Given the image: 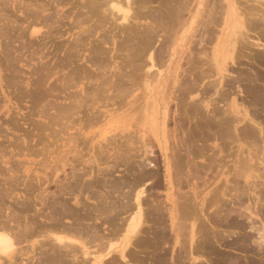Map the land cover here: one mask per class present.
Instances as JSON below:
<instances>
[{
	"label": "rangeland",
	"instance_id": "374dc122",
	"mask_svg": "<svg viewBox=\"0 0 264 264\" xmlns=\"http://www.w3.org/2000/svg\"><path fill=\"white\" fill-rule=\"evenodd\" d=\"M2 1V0H1ZM1 1H0V14L1 13H3V15H1V16H6V14H10L9 16L10 17H12L13 16V14H14V17H13V19L12 18H10V17H8V15L6 16V18H7V21L8 22H10V20H11V22L12 21H15V20H17L18 21V23H19V20L22 18V17H26L25 18V21H24V18H23V21L22 22H20L19 23V26H21V27H19L18 25H16L17 23H7V21H6V19L5 18H3V17H1L0 16V19H2V21L0 20V29L2 30H0L2 33H3V29L5 30V29H7L6 30V33L9 31V30H11L12 28H13V26H14V24H15V26H17V27H19V28H22V25H24V26H28L27 25V22H26V20L28 21V23H31L32 21H30V18L32 19L33 17H31L29 14L31 13V14H33L34 13V11L36 10V8L39 6H41V4L43 5L45 2H47V3H49V1L52 3H50V5L49 6H51L50 7V9H49V6H48V4H46V8H37V12L36 13H34L33 15H34V17L36 16V14H38V9H40V11L41 10H45V11H43L44 12V14H42V16L40 17L39 15H38V17H40L41 19H49L48 21L47 20H45V22L46 23H43L42 22V20L40 19V18H38V17H36L38 20H39V23H40V21H41V24H39L38 23V20H37V22H35L34 21V23H31L30 24V26L31 27H33V26H36V28H38V29H40V30H42L41 31V33H39L38 34V36H40V37H37V36H35V37H30V26L28 27L29 29H27V33L24 31L26 28H24V29H22V32L20 31V30H18V29H16L17 27H14V29L13 30H15L16 29V31L17 32H21V34H16L17 35V38L16 37H12V36H15V33H17V32H15V31H9L8 33H10V32H12V33H10V34H8L7 36H9V37H7V41L9 40V38L10 37H12L11 39H10V42L11 41H13V44H11V45H16L17 46V44L19 43V41H16V42H14L15 41V39H17V40H19L20 39V36L22 37V34H24L23 32H25L26 33V35L24 34V36L21 38V39H23V43H28V44H25V45H20L21 44V42H22V40H21V42H20V44H18V46H17V48L15 47V49L17 50L18 49V51H19V53H18V51L17 52H14V50L15 49H13L14 47L13 46H11L10 45V43H9V45L11 46L10 48H8V47H5V43H3L4 42V39H0V41H2V43L0 42V45H1V48L2 47H4V48H2V49H8L9 51H7L6 50V52H4V50H1V53H2V56H0V58L1 57H3V56H5L4 58H2V59H5L4 61L1 59L0 60V70H3L4 68V70L3 71H0L1 72V76H2V79H3V90H4V92L5 91H7V93H6V95L7 96H9L10 98H11V102H13L12 104L13 105H11V111L6 115V116H4V117H1L0 118V127L1 126H3L2 128H3V130H4V128H5V130H8L7 132H8V134H7V132L6 131H3L2 129L0 130L1 132H0V146L2 145V147H0V150H1V152H2V149L6 146V145H8V143H9V145L7 146V147H5L4 149H6V151H8L9 153H10V155H9V153L8 152H5L6 154H3V153H1L0 152V157H2V158H0V167H1V169L3 168L4 170L7 168L8 169V167L10 168V167H12V165L14 166V169L17 167L18 168V163L19 164H24V165H22V167H21V170H20V167L18 168V169H16V170H19L20 171V175L18 176V174H17V176L20 178V180L21 181H23V182H21L20 180H19V178L17 179V177H16V179H17V181H19V183H18V185H19V187L18 186H16L17 184L15 183L14 185H13V183H14V176L13 177H11L10 175L13 173V171H12V169H13V167L11 168V169H9V170H5V172L4 173H8L9 174V177H11L12 179H11V183H10V178L8 177V174H7V176H6V174H4L2 171H1V173H3V175L2 176H0L1 178H3L4 177V179L5 178H7L6 180H3V179H0V188H3L2 189V191L0 192V206L2 207H0V209H2V211H0L1 213H3L2 215L4 216V217H6L7 216V214H9L10 216H12L11 214L14 212V217H16L19 213V217L17 218V220H18V223H20V222H22L21 220H23V222L22 223H20V225H22L23 223H25V225H26V223H27V221L29 222V223H27L28 225H31L30 223L32 222V226H33V229H36V230H38V227H39V222H41L42 220L44 221V219L47 217V218H49V213H45L44 212V210H50V208L52 209V207H54L55 205H58L59 204V201L60 202H62L64 199H67V203H68V206L70 205H74V207H77V206H82V205H75V194H79V193H77L78 191H75V190H73V191H71L70 193H68L69 192V190H70V188H71V184H70V182H72V188L74 189V187H75V184H83L84 182H85V180L88 182V184L85 182L83 185H85V184H87L88 186V188H91L92 186L94 187H92V191L93 192H91V189H87V187H85L84 186V191H85V193L86 194H88V195H90L91 196V194H92V196H91V200H88V199H86L87 197L86 196H88V195H86L85 193H83L82 195H80V199H81V196L83 197L82 199H81V202H82V200H83V202L85 203H87L89 206H91V207H89L88 205H85L83 202H82V204H83V207H80V208H77V210H80L81 208H83V209H81L82 211L81 212H85V210L84 209H86L87 211H88V208H89V210H90V208L92 209L94 206H95V203L97 202V199H99V198H101L102 200H105V201H107V202H109L110 200L111 201H113V193H112V186H113V177H111L112 175H118V176H120V174L121 173H123L124 172V166L122 165L120 168H119V171H112L114 168H113V166H109V165H113L114 163H113V157H114V152H116V150L114 151L113 150V147L115 148V146H116V148L118 147L117 146V144H119L120 142H121V139L123 138L124 139V137L126 138H128L129 137V141H130V147H129V150L131 151V153H129V154H131V157L129 158V164H130V166L131 165H133L134 164V166H133V168H134V171L136 170L135 169V167L137 168L138 167V165H143V166H146L145 168H148V170H153V171H155L154 173L156 174V172H158V174L157 175H153V178L151 177V178H149V176H148V178H146L145 180L147 181V179H148V181L146 182L144 179H142V180H144V181H142V182H146V183H148L147 185H146V183L145 184H143L142 182L140 183L139 181L140 180H138L139 179V177H137V176H140V174H139V171L138 170H136L135 172H137L139 175H136V173L134 172V174L136 175V178H132V179H134V184H135V189L136 188H138V186L137 185H139V184H142L144 187H145V189L147 190V192H145L144 193V195L142 196L144 199H145V195H147L146 196V199L144 200V201H146L147 200V202L146 203H148L147 205H149V207H148V216H151V214L153 215V216H151L150 217V221L147 223L148 225L146 226V228L144 227V231H143V233L141 234V236H140V238H141V240H145V241H154V242H156V241H158L157 239H159L158 237H156L157 235L160 237V236H162V235H159V234H162L163 232H159L162 228H163V225H162V219L159 221V215L161 216V218H163V214H164V216H166L165 217V220H166V222L169 224H166L167 225V228H166V234H168V236L167 237H169V238H166V239H169L170 241H166V239L164 240V238H163V240H164V242H159V244H158V242H157V245L155 246V243L153 244V246L155 247V248H153V246L150 244V243H147V247H141V248H139V247H137V249L136 248H134V249H132V251H134L135 250V252H133V257L135 256V254H136V256L133 258V259H136V260H133V259H131V261H129V263H128V261H121V259H119V261L122 263V264H253V260L254 261H259L260 260V258H261V256H262V254H261V256L259 255V252H257V251H253V252H250V251H247V244L245 245H243L241 242L239 243V244H233L232 242L237 238V236H241V234H245L246 233V231H244V230H242L241 228L240 229H238V227H235V225H233L231 222H229V221H227L226 222V218H228V217H226V214H228V211H236L237 212V210L236 209H240L239 211H243L244 209H243V207H244V205H243V207L241 208L240 207V204H239V202L238 201H236L237 200V198L234 196V194L236 193L235 191H233V186H228L230 183V185H233V184H235V183H232L233 181H235L236 179L238 180V179H240V180H238V181H240V184L242 185V188L244 187V182H245V180H242V179H244V178H242V177H240V178H233L234 180H232V179H230L229 180V178L230 177H235L236 176V173H237V165H238V168H239V165H240V168H241V163L239 164V163H237L238 162V160H240V162H242V160H241V158H245V157H248V153H249V151L251 150V149H253V148H255L254 150H251V151H253V154H254V152H256V150H260V152H259V150L257 151V152H259L258 154H260V156L262 155V153H263V150H264V132L263 133H260L258 130H257V128H256V126H253V125H251V124H253V123H251L250 121H249V123H251V124H249L247 121V119H245L244 121H241L240 123H239V125L237 126V127H235L233 124H235L234 122H233V120H235L234 118H236L235 116L237 115L236 113H233L232 112V109L230 108V109H228L227 108V103H229L230 105L229 106H231L233 103H232V100H233V98L234 97H236V106L238 105V107H239V109L240 110H242L243 108V110H246L247 112H248V116L249 117H252V116H254L253 118L255 119V114H253L254 112H256V113H259V116H261V115H263L264 116V105L262 106H259V104H258V106L256 105L255 106V104H252V101H250L251 102V104H250V102H249V100L251 99V95H249L250 93L248 92V90H247V88H248V86L249 85H254V83H255V85L254 86H256V88H258L259 90H261L262 91V93L264 94V83H263V81L261 80V79H258V78H260L259 77V75L260 74H263L264 73V65H260V64H263V63H260L259 61H258V63H255V62H257V60L254 58L255 56V54H254V51L256 50L257 51V49H258V47H254V46H252V47H250V46H247L249 49H247V50H245L244 52H243V50H242V52H243V55H242V53H241V51L239 52V56H240V54H241V56H240V58H238V59H240V60H237V63H235V64H233V63H229V66H228V69H229V74H230V77L232 76V78H235L237 75H240L239 73H242V72H240V71H243V74H241V75H245L244 76V80L242 79L243 78V76H241L240 75V78H241V80H243V81H239V83L238 84H236V83H234V82H232V84L230 85V84H228L227 83V81L229 80V78H227L226 77V79H225V81H224V83H223V86H224V84H226L225 85V89H224V91H229V92H232L233 90L231 89V87L232 88H234V90H235V87H236V90H235V92L233 91L232 93H229V97L227 96L226 97V100L224 99L222 102H220V104H219V110H220V112L219 113H217L216 114V116L218 115V116H220V117H218V118H216V125L214 124V123H212L211 121H209L210 119V115L211 114H207V109H205L203 106H205V104L203 105V103H201L202 101H203V99L204 100H209V96H210V94H208V93H206L207 91V89H205L206 87H207V85L208 84H210V81H209V79L211 80V82H212V79L213 78H210L208 75V77L206 76V72H208L207 70H208V68H207V65H208V67H209V64H210V62H205V60H208L209 59V57H207L206 56V58H208V59H205V55L204 54H208V56H210L209 54H211V47H209V46H211V44H210V32H208V29L206 30V28H205V26H203L204 24H203V22H201L199 19H201L202 20V15H200V17H199V21L201 22V26H203L205 29L204 30H206L207 31V34L205 33L206 31H204L202 28H201V26H197V25H200V23H198L197 22V24L195 25V27H196V30H195V28H194V34L195 35H193L192 36V33H190L188 36H187V38L185 39V41L183 42V46L180 48V50H179V53H178V55L176 56V59H175V61H174V66L175 67H178L177 69L179 70L178 72H180L181 70V73H179V74H182V75H184V74H186V75H184V78L186 77L187 78V80L189 81V83H188V81L187 80H184V78H183V76H182V80L180 79V75H178V73H177V76H176V82H175V80L173 79V77L171 76H167V75H165V77H164V80H165V84H164V86H165V91H166V93L168 94V95H166V101L169 103V108H168V110H170V112L169 111H167V116H166V118H165V108H164V105H160L158 108V111H159V115H158V122H159V126L160 127H162L163 126V123H164V121L163 120H165L167 123H166V130H168L169 129V131H167V133L169 134V144H171L170 145V147L172 146V149H174V150H172V152L174 151L175 153H176V155H177V157L179 156V158H181V157H188L189 155L188 154H186V152L189 150L190 152L192 151L194 154H190V156L189 157H193L194 156V158L191 160L189 157V160H188V158H187V160H188V162L187 161H185L184 162V159H183V161L181 160V159H179V158H177L176 156V159L175 160H178L179 161V166H181V171L176 167V166H172V172H173V175H172V177L174 178V177H177V175L176 174H179L180 172H181V174H179L178 175V177L177 178H175V179H173V187H172V189H170L169 188V185L167 184V182H166V178H165V167L164 166H162L163 165V156H162V153H161V150L159 149V146H157V143H156V141L153 139V143H150V140L148 141V139H149V137L146 139L145 137V140H144V142H148V144H147V152H148V154L146 155V158L147 159H145V149H144V145H143V143H142V141H143V139H142V137H141V130L139 131V129H138V131H136L137 133H135V132H132V130L134 131V129L136 130V128H138V127H136V126H139V128L141 127V122L139 123V121H137L136 119L138 118V117H136V118H134V116L132 117V115H126L125 113L127 112V109L125 110V108H128V110H130V107L128 106V105H126V104H128V102H131V107H132V103H133V100H134V97L135 96H137V92H138V90L136 89L135 91H132V89L134 90V88H136L135 86H133V84H129L130 86H132V89H131V91L133 92V95H129V96H127L126 98H123V99H128L127 101L128 102H126V100H123L122 99V103L125 101V106H124V108H123V104H121L118 100H116V98L114 99V96H115V94H114V86H113V80H115L114 78H113V72H115V71H113V68H114V66H115V64H118V65H121L122 67V69L124 68V70H126L128 73H129V75H130V78L131 79H136L135 80V84L137 85L138 83H136V82H139L140 80H141V78H139V77H141V76H139V74L138 73H141V72H144L146 69H143L142 70V68L141 69H138V71L139 72H137V71H135V70H137V68H138V65L136 66V65H134V64H139L138 63V61H141L142 59H143V57L141 58V59H139L138 60V58H135L134 59V61H136V60H138L137 61V63L135 62L134 63V61H131V63H130V65L128 64L127 66H123V65H125L124 64V57H125V55L124 54H121V55H117L116 53H115V51H114V49H113V45H114V43H116V45H118L119 44V42H120V48H121V45H122V43H123V41H125L126 39H127V37H128V35L126 36V34L128 33L129 34V39H131V36H132V34H133V36H132V39H133V37L135 36L136 38L135 39H138V41H140V39H139V37H138V35L139 34H144V35H146V36H148L147 34L150 32V34H151V31L150 30H147L148 28L149 29H153V26L155 27L156 26V21H154L153 19L155 18L154 16H153V14L155 13V11L157 12V13H159L158 11L160 10V9H158L157 10V8L163 3V0H138L139 2H137L136 0H134V2L136 1V3H134V7L136 6V4H138V9L137 8H135V9H137L138 11H140V14H139V12H137V13H135V15H137V19H136V22H138V23H141L140 25L138 24V27L137 26H135V24H136V22H132L131 21V24H130V27H131V29H130V27H126V28H123V26H124V23L125 22H123V24L121 23V19H118V21H114V19H116V17H118L117 16V13L114 15V12H113V15H112V11H110L111 9H109L110 8V6H109V8H108V6L106 7V9H107V11L106 12H101V16L99 17V18H101V17H103V18H101V19H103V21H100V19L99 18H95V15L92 17L91 16V14H90V16H89V8L86 6V5H84L83 3L81 4V0H75L76 1V3L75 4H73L75 1L74 0H49V1H47V0H44L43 1V3H39L38 1H42V0H37V1H35V0H33V1H35V2H38V4H40V5H38L37 6V3H32L33 1H29V0H23V1H28V5L29 4H31L32 3V5L31 6H28L27 5V3H25V2H23L24 4H22V5H24L25 7H23V6H21L20 7V9L23 11L25 8H27L28 10L30 9V7L32 8V7H36V8H32L31 9V12L29 13V11H26V12H28V13H25V11L24 12H22L21 11V13H20V9L18 8V5H16L17 4V1H15V3L14 2H12V1H10V0H8V1H10V2H12V4H11V6H10V2H7V1H5L6 3H9V5L7 4L6 5V3L5 2H2L1 3ZM77 1H79V2H77ZM142 1V2H141ZM155 1V2H154ZM194 0H192V2L190 1L189 2V4L190 5H188L189 7V9H191V5L193 6L194 5V8H192V12H194L195 11V9L197 8V4H196V0H195V2H193ZM208 1V0H207ZM205 2V0H204V4L206 3V4H208V5H204L203 4V11H202V13H204L205 14V12H206V14H205V19H203V20H206L207 18L206 17H208V16H206V15H208L207 14V11H208V7H212V3L211 4H209L210 2H212V0H210V2L208 3V2ZM242 1V2H241ZM241 1H238V4L240 5V7H243V3H244V1H246L245 2V4L246 3H248V4H251V3H253L254 2V0H252V1H248V0H241ZM30 2V3H29ZM54 2V3H53ZM60 2H62V3H60ZM65 2H67V4H65ZM72 2V3H71ZM140 2L142 3V4H140ZM242 4H241V3ZM251 2V3H250ZM57 3H58V5H59V3H60V5L59 6H57V7H59V9L56 7V5H57ZM78 3V4H77ZM195 3V4H194ZM2 4H3V6H2ZM18 4L19 5H21L19 2H18ZM27 6H26V5ZM44 4V5H45ZM54 4V5H53ZM63 4H65V5H63ZM68 4H71V5H68ZM142 6V7H140V5ZM222 4V3H221ZM247 4V5H248ZM13 5H14V7H13ZM16 5V6H15ZM36 5V6H35ZM72 5H75V7H73ZM81 5V7H83L82 8V10H81V7H80V10H81V12L80 11H78L77 10V8H78V6H80ZM48 6V7H47ZM162 6V5H161ZM160 6V7H161ZM244 6H246V5H244ZM1 7H3V9L1 8ZM6 7H8V8H6ZM12 7V8H11ZM18 8V10H17V12H16V8ZM22 7H23V9H22ZM43 7V6H42ZM45 7V6H44ZM73 7V8H72ZM85 7V8H84ZM137 7V6H136ZM159 7V8H160ZM206 7V8H205ZM88 8V9H87ZM5 9V10H4ZM6 9H8V10H6ZM26 9V10H27ZM46 9H47V11L50 13V15L48 14V13H45V12H47L46 11ZM88 11H87V10ZM206 9H207V11H206ZM54 10H56V11H54ZM60 11V14L57 12V11ZM149 10V11H148ZM152 10H154V12H153V14H152V12L151 11ZM161 10H162V7H161ZM204 10H205V12H204ZM241 10V9H240ZM7 11V12H6ZM9 11H10V13H9ZM13 11H14V13H13ZM84 11H86V14H88V16L86 15V19H85V17L84 16H80L82 13H85ZM136 11V10H135ZM143 12V14H141L142 12ZM145 11H148L149 13V15L150 16H148L146 13L147 12H145ZM209 11H210V9H209ZM42 12V11H41ZM42 12V13H43ZM51 12H55V17L53 16L54 15V13H53V15L51 14ZM61 12L62 13H64V14H62L61 15ZM150 12H151V14H152V16L154 17L153 19H151L152 18V16H151V14H150ZM25 13V15H22V14H24ZM40 13V12H39ZM107 13H109L108 14V16H105V14H107ZM157 13H155L156 15V18L159 16V14L157 15ZM201 13V14H202ZM41 14V13H40ZM45 14H46V16H45ZM48 14V15H47ZM145 14H146V16H145ZM204 14H203V16H204ZM32 15V16H33ZM45 17H44V16ZM51 15L54 17V20H53V18L51 17ZM60 15V16H59ZM64 15V16H63ZM82 15H84V14H82ZM97 15V14H96ZM98 15H99V13H98ZM98 15L96 16V17H98ZM119 15V14H118ZM188 15H190V13L189 14H186L185 15V17H189ZM18 16H20L19 18L20 19H17L16 17H18ZM48 16V17H47ZM49 16L52 18H49ZM62 16V17H61ZM148 16V17H147ZM28 17H30L29 19H28ZM42 17H44V18H42ZM47 17V18H46ZM64 17V18H63ZM68 17V18H67ZM108 17V18H107ZM151 17V18H150ZM14 18H16L15 20H14ZM59 18V19H58ZM63 18V19H62ZM79 18V19H78ZM84 19V21H83V19ZM138 18H140V22H139V19ZM147 18V19H146ZM152 21H154V22H152V23H154V24H151V22H148V20L149 19ZM204 18V17H203ZM5 19V20H4ZM9 19V20H8ZM51 19V20H50ZM58 19V20H57ZM146 20V21H144V20ZM22 20V19H21ZM20 20V21H21ZM57 20V21H56ZM77 22H79L80 20H82V23H81V25L80 24H76V21ZM149 20V21H150ZM6 21V22H5ZM17 21H15V22H17ZM51 21V22H50ZM60 21V22H59ZM1 22H4L5 24H3V23H1ZM52 22H54V23H52ZM73 22H75V24L73 23ZM114 22H116V24H114ZM205 22V25H206V22L207 21H204ZM6 23L9 25H6ZM23 23V24H22ZM36 23V24H35ZM38 23V24H37ZM47 23L49 24V27H48V25H47ZM50 23H52L53 25H50ZM60 23V24H59ZM62 23V24H61ZM120 23H121V25L122 26H118V25H120ZM135 23V24H134ZM13 24V25H12ZM22 24V25H21ZM45 24L47 25L45 28H44V26H45ZM75 26H74V25ZM126 24V23H125ZM136 24V25H137ZM147 24H150L149 26H147ZM7 26V28H6V26ZM10 25H12V26H10ZM38 25V26H37ZM62 25V26H61ZM80 25V26H79ZM114 25H116V26H114ZM132 25V26H131ZM1 26H3V29H2V27ZM75 28H74V27ZM145 26H147L148 28L146 29V27ZM12 27V28H11ZM60 27V28H59ZM72 28V30H71V28ZM81 27H82V29H81ZM92 28L93 29V31L95 32H92V29H90V28ZM116 27V28H115ZM213 27H217L218 28V25H216V26H213ZM212 27V28H213ZM83 28L85 29V30H83ZM86 28H88L87 30H86ZM143 28L145 29V30H143ZM9 29V30H8ZM44 29V30H43ZM81 29V30H80ZM122 29H126L125 31H123ZM216 29V28H215ZM214 29V30H215ZM83 30V31H82ZM90 30V32H88ZM141 30L143 31V32H141ZM147 30V31H146ZM216 30H218V29H216ZM43 31H49V33L50 34H48L47 35V33H44ZM52 31V32H51ZM82 31V32H81ZM85 31V32H84ZM88 33H87V32ZM173 32H174V30H172ZM5 32V31H4ZM13 32H15V33H13ZM43 32V33H42ZM81 32V33H80ZM94 34H92V33ZM127 32V33H126ZM129 32H132L131 34L129 33ZM139 32H141V33H139ZM216 32H218V31H216ZM6 33H5V35H6ZM74 33V34H73ZM90 33V34H89ZM169 33V35L170 34H172V36H173V33L171 32V31H169L168 32ZM43 34V35H42ZM88 35V36H86V35ZM92 34V35H91ZM149 34V35H150ZM156 34H158L159 36H160V33H156ZM155 34V35H156ZM209 34V35H208ZM2 35L3 36H5L4 35V33L3 34H1L0 36V38H3L2 37ZM18 35H19V37H18ZM46 35H47V37H46ZM82 35V36H81ZM83 35H85V36H83ZM154 35V38L155 39H157L156 41H155V46L153 45V48H152V50L154 51V52H156L155 54H156V60L158 61L159 60V58H161V60H164L165 58H163V57H168L167 59H165L166 60V62H165V65H166V67H167V64L169 63V56H168V53H167V50H168V48L166 47V51L165 52H163L162 50L165 48H160V50L162 51V53H165V54H163V55H165V56H163L162 54H161V51L158 49L159 48V46L160 45H158V44H160L161 43V47H162V43H163V45L165 46L168 42V40H169V38L171 37V39H172V36H169L168 34V38H163V37H166V36H164V34H163V37H162V34H161V36H160V38H159V36L158 35H156L155 36ZM166 35V34H165ZM208 35V36H207ZM256 35V33L254 32V31H251L250 33H249V45H251L250 43H252V42H258L257 41V36H255ZM26 36V37H25ZM28 36V37H27ZM42 36H44V37H42ZM77 36H79L78 38V40H76L77 38ZM81 36V37H80ZM126 38H125V37ZM157 36H158V38H157ZM205 36L206 37H208L209 38V40L207 41H205ZM83 37V38H82ZM192 39H191V38ZM27 38V39H26ZM31 38H33V42H34V44H37V45H34V44H32L31 43V41H30V39ZM40 38L42 39V40H40ZM43 38H44V40H43ZM80 38H82V39H80ZM123 38H125V40H123ZM163 38V40L164 39H166L165 41H163V42H159L160 40L159 39H162ZM190 38V39H189ZM26 39V40H25ZM34 39H36V40H34ZM39 39V40H38ZM188 39H189V42H188ZM203 39H204V41H203ZM5 40V42H7ZM27 40H29L30 41V43L32 44L31 46L29 45V41H27ZM114 40V41H113ZM121 40H123L122 42H121ZM134 40V39H133ZM24 41H27V42H24ZM39 41V42H38ZM77 41H80V42H78L77 43ZM136 41V40H135ZM132 42V43H134V45H135V43L136 42ZM162 41V40H161ZM171 41V40H170ZM252 41V42H251ZM9 42V41H8ZM36 42V43H35ZM38 42V43H37ZM156 42H158V43H156ZM165 42H167L166 44H165ZM209 44H208V43ZM12 43V42H11ZM15 43V44H14ZM17 43V44H16ZM130 43V42H129ZM170 43V42H169ZM168 43V44H169ZM186 43H188V45H186ZM203 43V45H201ZM2 44H4V45H2ZM40 44V45H39ZM168 44H167V46H168ZM205 44H207V45H205ZM26 45H29V46H26ZM134 45H133V47H134ZM23 46V48H24V46H25V49H27V47L28 48H31L32 46V48L31 49H29L30 50V56L32 57V58H37V59H31V57L29 56V54L27 53V52H29L28 50H24L23 48V50L21 49H19V48H21ZM43 46H45L43 49H42V47ZM132 46V44L130 45V48H132L131 47ZM187 47V48H185V47ZM190 46V47H189ZM203 46V47H202ZM118 47V48H119ZM156 47V48H155ZM189 47V48H188ZM40 48H41V50H40ZM203 48V49H202ZM206 48H207V52H206ZM208 48H210L209 50H208ZM13 49V51H11V50ZM47 49V50H46ZM201 49L202 50H204V52H201ZM243 49H245V48H243ZM31 50H33V51H35V54H34V52L33 51H31ZM39 51V52H37V51ZM43 50V51H42ZM132 50V49H131ZM134 50V49H133ZM156 50H158V51H156ZM184 50H185V53H183L184 52ZM259 50V49H258ZM14 52V53H11V52ZM20 51H23L22 52V54H24V52H25V54H26V57L24 56V55H20L21 54V52ZM45 51V52H44ZM47 51V52H46ZM160 51V52H159ZM6 54L7 52H9L8 54H4V53ZM37 52V53H36ZM73 52V53H72ZM157 52H159V58L157 59V57H158V54H157ZM208 52H210V53H208ZM250 52H251V54H253V58H251L250 56H252V55H250ZM0 53V54H1ZM11 53V56L13 57V59L15 58V61H17L18 62V68H19V66L20 67H22V70H21V68H20V70L22 71H19L18 69H16L14 66H16V65H14L13 66V64H16L15 62H13V59H11V58H8V59H11L10 61L11 62H13V64L12 63H9V61H7V59H6V57H9V54ZM17 53V54H16ZM32 53H33V56H32ZM43 53L45 54L44 56H42L43 55ZM183 53V54H182ZM204 53V54H203ZM256 53V52H255ZM4 54V55H3ZM12 54H16V55H12ZM36 54H37V56H36ZM46 54H47V56H46ZM75 54V55H74ZM160 54L162 55V56H160ZM17 55L18 56H21L22 58L24 57V58H26V59H24L25 61H23V59L22 58H19V57H17ZM74 55V56H73ZM76 55H80L82 58H80V57H76ZM90 56V58H89V56ZM250 55V56H249ZM36 56V57H35ZM42 56V57H41ZM182 56V58L180 59V61H177V60H179V58ZM38 57H39V59H38ZM41 57V58H40ZM44 57V58H43ZM89 59H88V58ZM250 57V58H249ZM16 58H19V59H17L16 60ZM27 58H29L30 59V61L27 59ZM86 58H87V60H89V61H87L86 60ZM146 57H144V59H145ZM163 58V59H162ZM201 58V59H200ZM123 59V60H122ZM199 59L202 61V59L204 60V62H203V64H200V63H202L201 61L199 62ZM252 59H254V61L252 60ZM19 60V61H18ZM20 60H22V61H20ZM26 60H28L27 61V63H26ZM37 60V61H36ZM47 60V61H46ZM90 60H92L93 62H91V64H90ZM1 61H3V62H5V65H6V67H4L5 65H4V63L3 64H1L2 62ZM41 63H39V62ZM84 61H85V63H84ZM160 61V60H159ZM238 61H239V63H238ZM43 62H47V64H45V63H43ZM55 62V63H54ZM160 62H164V61H160ZM177 62H178V64H177ZM197 64H196V63ZM198 62H199V64H198ZM7 63H8V65H10V68L8 69L7 67H8V65H7ZM20 63V64H19ZM35 63H36V65H35ZM50 63V64H49ZM82 63H84V64H82ZM94 63V64H93ZM120 63V64H119ZM134 63V64H133ZM140 63H142V61L140 62ZM181 63V64H180ZM205 63V64H204ZM24 64H26L27 66H25ZM34 64V65H33ZM42 64H45L46 66H48L47 68H46V66H43ZM89 65V66H84V65ZM133 64V65H132ZM180 64V65H179ZM232 64V65H231ZM29 65V66H28ZM39 65V66H38ZM40 65H41V67L43 68V67H45V68H43L44 69V71L43 72H45L46 74L48 73V71H49V73H48V76H49V74H50V71L52 72V70H53V72L50 74V76H49V78L48 77H46L47 79V82H46V80H45V82L46 83H44L42 80H41V82H43L42 83V87H40V88H37V89H34V86H35V88H36V86L38 87L39 86V84H41L40 82H37V81H40V79H38L37 78V74H38V71L39 72H41V73H39V74H41L40 75V78H42L43 76L45 77L46 75H43V73H42V68L40 67ZM55 65V66H54ZM81 65H83V67L81 66ZM93 65H95V66H93ZM182 65V66H181ZM2 66V67H1ZM11 66H13V67H11ZM16 66V67H17ZM32 66V67H31ZM35 68H34V67ZM60 66V67H59ZM63 66V67H62ZM82 68H81V67ZM136 66V67H135ZM140 66V65H139ZM180 66V67H179ZM38 67V71H37V68ZM39 67H40V69H42V70H39ZM52 67V68H51ZM88 67H90L89 69H88ZM92 67V68H91ZM120 67V66H119ZM125 67H126V69H125ZM181 67H182V69H181ZM2 68V69H1ZM13 69V71H11V72H14L15 73V75H11L12 73H9V71H7V69L8 70H10V69ZM33 69L34 68V70H36L37 71V74L35 75V73L34 72H36V71H34V70H32L31 71V69ZM61 68V69H60ZM81 68V69H80ZM83 68H85L84 70H83ZM136 68V69H135ZM165 68V67H164ZM11 69V70H12ZM50 69V70H49ZM52 69V70H51ZM60 69V70H59ZM80 69V70H79ZM181 69V70H180ZM207 69V70H206ZM15 70L17 71H19V73H22V75L21 74H18V76L20 77H17L16 79H19V81H20V79L22 80H24V84L26 85V86H28L27 87V89H29V90H25L26 92L25 93H30V94H26L25 96H18V94L19 93H23L24 91V89L23 88H21V92H20V90H18L22 85V83H23V81L21 82L20 81V83H18L19 81L17 80L16 81V79H15V76H16V74L18 73V71H17V73L15 72ZM124 70H122V71H124ZM142 70V71H141ZM85 71V72H84ZM239 71V72H238ZM24 72V73H23ZM57 72V73H56ZM203 72H205V74L204 75H202V73ZM256 72V73H255ZM259 73V75H258V73ZM3 73L5 74V73H9L8 75H11L12 76V79L14 78L15 80H11V76L10 77H8V75L7 74H5L4 75V77L6 78V76H7V83L5 82V80H4V78H3ZM31 73V74H30ZM33 73V74H32ZM238 73V74H237ZM208 74H209V72H208ZM255 74V75H254ZM256 74L258 75L257 77H256ZM21 75V76H20ZM34 75V76H33ZM75 77H74V76ZM128 75V76H129ZM248 75H251L250 77L251 78H253L254 77V82H252V81H250V80H252L251 78H247V76ZM264 75V74H263ZM30 76V77H29ZM74 78H76V79H73L72 80V78L73 77ZM139 76V77H138ZM197 77L199 80H202V81H198L197 82V79L194 81V79H193V77ZM201 76H203V77H201ZM206 76V77H205ZM253 76V77H252ZM39 77V76H38ZM70 77V78H69ZM79 77H81V78H79ZM200 77L202 78V79H200ZM256 77V78H255ZM10 78V79H9ZM33 78V79H32ZM35 78L37 79V80H35ZM65 78H67V79H65ZM129 78V77H128ZM129 78V79H130ZM207 78H208V80H207ZM28 79V80H27ZM45 79V78H44ZM68 79L70 80V81H68ZM133 79V80H134ZM140 79V80H139ZM180 79V80H179ZM231 79V78H230ZM250 79V80H249ZM9 80H11V81H9ZM31 80H35L34 82L36 83V84H34V82L32 81L29 85L31 86H29V85H27V82L28 81H31ZM137 80H139V81H137ZM172 80V81H171ZM205 80H207V81H205ZM249 80V81H248ZM15 81V82H14ZM73 81V82H72ZM180 81H182L183 83H182V87H183V85H185L184 87H186V84H187V86L189 85H192L193 86V88H192V90L194 89V87L195 88H198V90L199 91H203V93L202 92H199V91H197L196 89H194V90H196V92L195 91H191V86L190 87H186L185 89H186V92L185 93H183L184 91H185V89H180L179 88V84H181V83H179ZM194 81V82H193ZM12 82V84L10 85V83ZM17 82V83H16ZM69 82V83H68ZM71 82V83H70ZM170 82H173L174 84H172V83H170ZM185 82H187V83H185ZM207 82H208V84H207ZM226 82V83H225ZM249 82V83H248ZM250 82H252V83H250ZM39 83V84H38ZM65 83H66V85H65ZM169 83V84H168ZM179 83V84H178ZM197 83H199V85L197 84ZM7 84H9V85H7ZM15 84V85H14ZM20 84L21 86H18V85ZM23 84V86L22 87H24L25 85ZM38 84V85H37ZM70 84V85H69ZM134 84V85H135ZM168 84V85H167ZM197 84V85H196ZM206 84V85H205ZM233 84H235L236 86H233ZM249 84V85H248ZM230 86V87H228V86ZM240 86L239 88L237 87V86ZM8 86H11V87H8ZM14 86H15V88H16V86H17V90H18V92L19 93H16L17 92V90L14 88ZM26 86H25V88H26ZM41 86V85H40ZM129 86V87H130ZM170 86V87H169ZM181 86V85H180ZM199 86V87H198ZM227 86V87H226ZM134 87V88H133ZM204 87V88H203ZM6 88V89H5ZM12 88V90H10ZM14 88V89H13ZM34 89V94H36V93H38V98L40 97L42 100H40L41 102L39 103L38 102V104H32V96L31 95H33V92L31 91L32 89ZM188 88H190V91L192 92V94L190 93V91L188 90L187 91V89ZM203 88V90H201ZM208 88V87H207ZM231 89L232 91H230L229 89ZM249 88H250V86H249ZM248 88V89H249ZM227 89V90H226ZM240 89V90H239ZM14 90H15V95L13 94V92H14ZM35 90H37L38 92H35ZM87 93V94H89V96L91 95L90 93H92L93 95L95 94V92H96V94L94 95V98L92 97V95L90 96V98H92L91 100L93 101V102H95V96H96V99H97V102L98 103H96L95 102V106H96V109H95V107H94V105L93 104H91L90 105V103L88 102V100H85V102L87 103V104H89V105H87L85 102H84V99H82L85 95V97H89L84 91ZM184 90V91H183ZM204 90L206 91V92H204ZM94 91V92H93ZM228 91H227V94H228ZM237 91V92H236ZM76 92V93H75ZM139 92H141V94H142V86H141V88L139 89ZM189 92V93H188ZM11 93V94H10ZM21 93V94H22ZM73 93H75L76 95H78V97L80 96L81 97V100H80V97H79V99H78V97L75 95V94H73ZM83 93H85L84 95H83V97H82V94ZM200 93H201V96L203 97V96H205V98H206V96H207V99H205V98H201V96H200ZM234 93V94H233ZM2 94V95H1ZM81 94V95H80ZM114 94V95H113ZM195 94H197V95H195ZM203 94V95H202ZM12 95V96H11ZM24 95V94H23ZM70 95H73V96H76L77 98H74L73 96H70ZM139 95V94H138ZM171 97H170V96ZM184 95V96H183ZM0 96L2 97H0V103H4L5 101H7L6 100V97H5V95H4V93H3V91H1L0 90ZM17 96L20 98V100H18L19 98H17ZM192 96V97H191ZM197 96V97H196ZM14 97H16V99L14 98ZM23 97H25L24 99H23ZM31 98V100H30V98ZM68 97H70L71 99H69ZM73 97V98H72ZM116 97V96H115ZM131 97L133 98L132 100H131ZM138 98H139V96H137ZM168 97V98H167ZM198 98V97H200V99H202V101L199 99V102H194L193 101V99L194 98ZM233 97V98H232ZM23 100H22V99ZM87 98H85V99H87ZM137 98V99H138ZM140 98H141V95H140ZM52 99V100H51ZM72 99H75V100H79V101H82V102H84L83 104H81L79 101H77L78 103H79V105H86V107H85V105L84 106H82L81 108H82V110H81V112H80V110L78 109V108H73V112H74V110H76L75 111V113L77 112V109L79 110L78 111V113H72L73 115H71L73 118H71V116H70V113H69V111H68V113L69 114H67L68 116H69V119L71 118L72 119V122L65 116V114L67 113V110L65 109V108H68V109H71L73 106L74 107H77V106H79L78 105V103L77 102H75V104L73 103V101H75V100H72ZM118 99V98H117ZM228 99H230V102H229V100ZM3 100V101H2ZM25 100V101H24ZM51 100V101H50ZM91 100H89V101H91ZM116 102V104L114 103V101ZM195 101H198V100H196V99H194ZM32 101V102H31ZM38 101H39V99H38ZM46 101H48V102H46ZM52 101H54V102H52ZM57 101V104L55 103ZM61 103H60V102ZM69 101H72V102H70V103H72V104H74L73 106L70 104V103H68ZM121 104V107L123 108V109H120L121 107H120V104L118 103V102ZM18 102H19V104L20 105H18ZM171 102V103H170ZM193 102V103H192ZM224 102H225V104H224ZM227 102V103H226ZM239 102V103H238ZM34 103V102H33ZM51 103H54V104H51ZM64 103H66V105H71L72 107H67ZM68 103V104H67ZM92 103V102H91ZM201 103V104H200ZM50 106H49V105ZM56 104V105H55ZM59 104V106H62V107H59V106H57ZM65 106H64V105ZM36 105V106H35ZM37 105H40L41 107H39V106H37ZM44 105H47V107L49 108H47V110L45 111H43V108L45 109V107L46 106H44ZM69 105V106H70ZM75 105H77V106H75ZM21 106V107H20ZM35 108H34V107ZM43 106V107H42ZM53 106L55 107V106H57V107H59V108H64V110H66V112H64V114H63V116L65 117V118H67L69 121H70V123H69V121L67 122V123H65L66 122V120L64 119V117L62 116L61 117V114L63 113V111L61 110V112H60V110H55V109H57L56 107L55 108H53ZM89 106H91V107H94V108H91V107H89ZM223 106V107H222ZM228 106V107H229ZM242 106V107H241ZM19 109H18V108ZM37 107V108H36ZM51 107V108H50ZM80 107V106H79ZM85 107V108H84ZM12 108H14V109H12ZM42 110H41V109ZM58 108V109H59ZM80 108V109H81ZM97 108H99V109H97ZM171 108V109H170ZM221 108H223V109H225L224 111L221 109ZM226 108H227V110H226ZM17 109H18V111H17ZM38 109H40V111L38 110ZM94 109V110H93ZM14 110V111H13ZM23 110V112H20V111H22ZM35 111V114H34V112L33 111ZM39 111V113L38 112H36V111ZM49 110V111H48ZM125 112H124V111ZM206 110V111H205ZM221 110H222V112L223 113H221ZM15 111H17L16 113H14ZM49 112V113H47V114H45L46 112ZM57 111V112H56ZM96 111V112H95ZM107 111V112H106ZM225 111H226V117L224 116V113H225ZM13 114H12V113ZM33 112V113H32ZM43 112V113H42ZM45 112V113H44ZM58 112H59V115H58ZM91 112L94 114V115H96V116H98V115H100V119L98 118V117H96V119H95V117H94V115L92 116V114H91ZM103 112V113H102ZM106 112V113H105ZM228 112H229V114H228ZM245 112V111H244ZM243 111L241 112V115L239 114V115H237V117H240V116H242L243 114L242 113H244ZM19 113H21V115L19 114ZM28 113H32V115H28ZM41 113L43 114V115H41ZM56 113H57V115L58 116H60L62 119L60 120L59 118H57V115H56ZM80 113V114H79ZM99 113V114H98ZM101 113H102V116H101ZM123 115H122V114ZM163 113H164V115H163ZM16 114V115H15ZM45 114V115H44ZM49 114H51V116H53L55 119H52V117H51V119L49 120V117H50V115ZM53 114H55V115H53ZM91 114V115H90ZM105 114V115H104ZM221 114V115H220ZM222 114H223V117H221L222 116ZM229 116H228V115ZM230 114H232V115H230ZM249 114H251V115H249ZM11 115H13L14 116V118H17L18 116V123L20 124L21 123V127L23 128H21V130L19 131V129H18V127L20 128V126H19V124H17V121L16 122H14L15 120L13 119H11V117H13V116H11ZM24 116V118H26L25 116L27 115V120H25L24 118H21V117H23ZM33 115H34V117H33ZM37 115V116H36ZM42 117H41V116ZM47 115H49V116H47ZM109 115V116H108ZM113 116V117H111V116ZM169 115V116H168ZM206 115H208V116H206ZM30 116H32V117H30ZM44 116V117H43ZM76 116H78L79 117V119H78V117H76ZM92 117V119H93V117H94V121L95 120H97V119H99V121H95L96 122V124H94L93 122V124L91 125L90 124V121H91V119H90V117ZM105 116H106V118H105ZM126 116V117H125ZM228 116V117H227ZM232 116V118H233V120H231L232 118H229V117H231ZM234 116V117H233ZM257 116H258V114H257ZM258 116V117H259ZM263 116L261 117V118H257L256 117V122L257 123H261L264 119H263ZM10 117V119L12 120V122L13 123H15L14 125H9L10 123H12V122H8V121H10V120H8V118ZM28 117H30L29 119L30 120H28ZM76 119H75V118ZM81 117V118H80ZM108 117V118H107ZM125 117V118H124ZM164 117V118H163ZM208 117V118H207ZM33 118V119H32ZM105 118V119H104ZM112 118V119H111ZM167 118H169V120H167ZM2 119H4V122L2 121V124H1V120ZM20 119V120H19ZM22 119V120H21ZM39 120V122H38V120ZM57 119H59V121L61 122V123H59L60 125L59 126H57L58 125V121H57ZM64 119V120H63ZM73 119H75V121H78V123L80 124V126H78L79 124H77L76 125V123L77 122H75ZM90 121H89V120ZM129 119V120H128ZM139 119H140V117H139ZM218 119H219V121H220V123L219 124H217L219 121H218ZM223 119V120H222ZM227 121H226V120ZM258 119V120H257ZM262 119V120H261ZM6 120V121H5ZM8 120V121H7ZM24 120V121H23ZM33 120V121H32ZM79 120H80V122H79ZM102 120H104V121H102ZM135 120V121H134ZM230 120V121H229ZM36 121V122H35ZM50 121H53V123H55L54 121H56L57 122V124H51V122ZM81 121H82V123H81ZM134 121V122H133ZM231 121H232V125L230 124L231 123ZM259 121V122H258ZM261 121V122H260ZM25 122V123H24ZM29 124H28V123ZM74 122V123H73ZM86 122V123H85ZM92 126H89L88 127V123ZM131 122V123H130ZM134 123V125H135V122L137 123L136 124V126H135V128H134V125H133V123ZM245 122H247V123H245ZM7 123V124H6ZM35 123H42V124H40L41 125V127H43L42 125H46V127H47V129L45 128V126L43 127V128H41L39 125H35ZM244 123H245V125H244ZM64 124V125H63ZM65 124H66V126H70V127H67L66 129H65ZM67 124H69V125H67ZM70 124H75V125H73L74 126V129L76 130V128H78L79 129V131L80 132H83V131H85V129L87 128L89 131H87V129H86V133H89L91 130H92V132H90V135H89V137L91 136V135H94L95 134V132L97 133V134H95L94 136H96L95 138L96 139H94V141H92V144H91V140L89 139V142H87V138H83L82 139V137L84 136V132H83V135H80L81 136V138H78L79 140H77L78 142H76L77 143V145H78V143H79V145H78V147L76 148L77 150H80L81 148H82V150H80L79 152V158H77V156H78V153H77V150H75L76 151V154L77 155H75V151L73 150V152H70V153H73V155H72V157H75L74 159H76V160H78V161H80V162H78V161H75L74 159H72L71 158V154L69 153V151H71L70 149H72L71 148V145L73 144V143H71L70 141H71V139L75 136L74 135V133H76V131H74V129H73V126H71ZM82 124V125H81ZM86 124V125H85ZM114 124V125H113ZM121 124H122V126H124V128L121 126ZM130 124H132L131 126H130ZM8 125V126H7ZM48 125V126H47ZM51 125V126H50ZM53 125V126H52ZM85 127H84V126ZM262 125V126H261ZM35 126V127H34ZM38 126V127H37ZM65 126V127H64ZM77 126V127H76ZM118 126V127H117ZM121 126V127H120ZM127 126V127H126ZM253 126V127H252ZM260 126L261 127H264V122H262V124H260ZM16 128L17 127V129L18 130H16V129H14V128ZM59 127V128H58ZM81 127V128H80ZM83 127H84V130H82L83 129ZM115 127H116V129H115ZM129 127V128H128ZM133 127V128H132ZM167 127H168V129H167ZM249 129H248V128ZM13 128V129H12ZM37 128H38V130H37ZM49 128V129H48ZM52 128V129H51ZM119 128H121V129H119ZM125 128H127L128 130V132H126V129ZM41 129V130H40ZM60 129H61V131H60ZM77 129V130H78ZM81 129V130H80ZM131 131H130V130ZM141 129V128H140ZM247 129V130H246ZM251 129V130H250ZM22 130H24V132L22 131ZM68 131L67 133L68 134H70V135H74L72 138L70 137V139H69V137L67 138L68 140H70V141H68L67 139H66V135H68L65 131ZM71 130V131H70ZM116 130H119L120 131V134H121V132H122V134H121V138L120 137H118L117 136V134L119 135V131H118V133H117V131ZM253 130V131H252ZM55 132V134L57 133V131H58V137H57V135H55L54 134V132ZM64 131V132H63ZM74 131V133H72L71 134V132H73ZM78 131V132H79ZM247 131V132H246ZM78 132H77V134H78ZM123 132H125V134L123 133ZM131 132L133 133V134H131ZM139 132V133H138ZM23 133V134H22ZM92 133V134H91ZM99 133V134H98ZM127 133L129 134L128 136H125V135H127ZM247 133H249L248 135H246ZM4 136H3V135ZM20 134V135H19ZM22 134V135H21ZM24 134H27V136L26 135H24ZM76 134V135H77ZM82 134V133H81ZM108 139H106L103 135ZM124 134V135H123ZM130 134H131V136H130ZM135 134V135H134ZM139 134H140V137L141 138H139ZM17 135H19V137H17ZM56 136L57 137V139H56V137H53V136ZM64 138V139H62V137ZM103 137H102V136ZM109 135V136H108ZM112 135H114L113 137H112ZM3 136V138H4V140L3 141H5V143H2L3 141H2V137ZM5 136H7V139H9V140H5ZM9 136V137H8ZM29 136V137H28ZM69 136V135H68ZM120 136V135H119ZM124 136V137H123ZM247 136V137H246ZM77 137V136H76ZM114 137H116V138H120V141H119V143H117V144H114V142L116 143V141H117V139L114 141L113 139H114ZM147 137V136H146ZM19 140H17V139ZM42 138V139H41ZM102 138H105L106 139V141L104 142V141H102L103 139ZM130 138H131V140H130ZM263 138V139H262ZM15 139L17 140V142H20V140L22 141V143H19V144H23L22 145V147H20V145L18 146V145H15V144H17L16 142H15ZM45 139H46V141H45ZM58 139H60V141H58ZM102 139V140H101ZM141 139H142V141H141ZM14 141V145L15 146H12L11 145V143ZM24 140V141H23ZM43 140H44V142H43ZM49 142H48V141ZM55 140H57L58 141V143L56 142V144H55ZM81 140V141H80ZM84 140V142H87V143H85L84 145H83V143L84 142H82ZM8 143H7V142ZM28 141V142H27ZM41 141V142H40ZM108 141V142H107ZM110 141H113V142H110ZM117 141V142H118ZM36 142V143H35ZM48 142V143H47ZM51 142V143H50ZM59 142L61 143V144H59ZM68 142H69V144H68ZM97 142H98V145H96V147L94 146L95 144H97ZM99 142H100V145H99ZM103 142V143H102ZM151 142H152V140H151ZM154 142H155V145H154ZM181 142V143H180ZM183 142H185V143H183ZM2 143V144H1ZM38 143V144H37ZM53 143V144H52ZM76 143H74V144H76ZM88 143H90V144H88ZM95 143V144H94ZM101 143H102V145H101ZM30 145V148H31V150L33 149V151H30L29 152V145ZM50 144H51V146H50ZM57 144H59V146L60 145H64V144H66L65 146H58ZM86 144H88V145H86ZM105 144V148L107 147V149L109 150H107L106 149V151L104 150L105 148H103V145ZM114 144V145H113ZM145 144V143H144ZM150 144H152V148H150V147H148V145H150ZM183 144H186V145H184V146H186V147H188V148H185L184 146H183ZM188 144V145H187ZM3 145H4V147H3ZM27 145V148L28 149H26L25 148V146ZM45 145V146H44ZM49 146L48 147V149L53 153H51L50 151H47L44 147H46V146ZM53 145V146H52ZM68 145H70V147H69V151H68V155L70 154V156H68V158L70 157V159H69V163L71 164L70 166L68 165V162L66 163V166L62 169V162H60V160L59 159H66L67 157H66V155L64 154L65 153V149L66 148H68ZM80 145H81V147H80ZM107 145V146H106ZM183 146V148H182V146ZM243 145V147L244 146H246L247 148H245L244 147V149H243V147H241ZM18 146V148L20 149V151L22 152V153H24V154H21V152L16 148ZM24 146V147H23ZM67 146V147H66ZM73 146V145H72ZM99 146H102V149L99 147ZM253 148H252V147ZM12 147V148H11ZM16 148V150L14 149L13 150V148ZM57 147V148H56ZM58 147H59V149H58ZM65 147V148H64ZM80 147V148H79ZM95 147V148H97L96 149V151H95V149H93V148ZM99 147V148H98ZM11 150H10V149ZM35 148H37V150L35 149ZM41 148H43V151H42V149ZM185 148V149H184ZM256 148H258V149H256ZM8 149V150H7ZM24 149V150H23ZM38 149H40L39 151H38ZM58 149V150H57ZM61 149V151H59ZM99 149L103 152V151H105L104 153H102L103 155H101L100 154V151H99ZM262 149V150H261ZM28 150V151H27ZM34 150H36L37 152H38V154L39 153H41V152H45L46 151V154H48V155H53V157L50 155V157L47 155V156H45L46 154L45 153H41V154H43V155H41L40 154V156L38 155V156H36V154H37V152L36 151H34ZM62 150H65V151H63L62 152ZM68 150V149H67ZM242 150H244V151H242ZM5 150H3V152H4ZM25 151V152H24ZM26 151L27 152H29V156H28V154H26ZM55 151H57V153L55 152ZM111 151V152H110ZM129 151V152H130ZM239 151H241L242 153H240ZM15 152H19L18 154L17 153H15ZM32 152H33V154L35 155H33L32 156ZM54 152H55V154H56V157L57 156H59V154H58V152L61 154V157L62 158H59V157H57V159L54 157ZM110 154H109V153ZM7 153H8V156H7ZM12 153H14V157L13 158H10V157H12L13 156V154ZM36 153V154H35ZM92 153V154H91ZM175 153H173L174 155H175ZM189 153V152H188ZM246 153V154H245ZM26 154V155H25ZM31 154V155H30ZM58 154V155H57ZM62 154H64V157H63V155ZM97 155V157H96V155ZM4 155V156H3ZM7 157H6V156ZM24 155V156H23ZM81 155H82V157H81ZM84 155V156H83ZM99 155V156H98ZM112 155V156H111ZM187 155V156H186ZM240 155H242L243 157H241ZM10 156V157H9ZM25 158H23V157ZM43 156V157H42ZM44 156L46 157V158H51V161H52V159H53V161L51 162L49 159V161L47 162L46 160V163H44L46 166H50L51 167V169H54V171H55V169L56 168H54V167H57L58 166V164L59 165H61V166H58V167H61V169L59 170V171H61V173H59L58 172V175L56 176V172L54 173V171L53 170H51V169H49V168H47V167H45V165H43V164H41L40 162H42V160L40 161V158L39 157H41V159L43 158L44 159ZM103 156V157H102ZM239 156V157H238ZM21 159H20V158ZM28 157V158H27ZM66 157V158H65ZM98 157H100V158H98ZM102 157V158H101ZM110 157V158H109ZM112 157V158H111ZM143 157H144V160H143ZM174 157V158H175ZM191 157V158H192ZM237 157L239 158L238 160H237ZM255 157V156H254ZM6 158V159H5ZM8 158V159H7ZM15 158H16V160H15ZM67 158V159H68ZM186 158H185V160H186ZM256 158V157H255ZM4 159L5 160H7L8 162L6 163L5 161H4ZM10 159H14V161H12V160H10ZM27 159V160H26ZM39 159V160H38ZM74 160V161H72V160ZM85 159V160H84ZM86 159H88V160H90L89 162H87L88 160H86ZM101 159V160H100ZM105 159V160H104ZM140 159H142L143 160V162H140L141 160ZM247 160L249 159V157L248 158H246ZM245 159V160H246ZM19 162H18V161ZM93 160V161H92ZM96 160V161H95ZM97 160H99V161H97ZM183 162V163H181V161ZM12 161V162H11ZM18 163H17V162ZM23 161H25V163L23 162ZM27 161V162H26ZM28 161H30V162H28ZM34 161V162H33ZM40 161V162H39ZM54 161H55V163H54ZM56 161H59L58 163H56ZM64 161V160H63ZM72 161V162H71ZM85 162V163H83V162ZM243 161H244V159H243ZM9 162H10V164H9ZM14 162H16L17 164H15V165H17V166H15L14 165ZM21 162V163H20ZM23 162V163H22ZM35 162H38V163H36V165H35ZM100 163V165L98 164L97 165V163ZM245 162V161H244ZM52 163L53 164H56L57 166H52ZM61 163V164H60ZM90 163L93 165H90ZM103 163V164H102ZM133 163V164H132ZM142 163H144V164H142ZM151 163V164H150ZM243 163V162H242ZM28 164V165H27ZM34 164V165H33ZM41 164V165H40ZM51 164V165H50ZM75 166V164H76V171L78 172V174H77V176H76V178L79 176V174L80 173H82L81 171H87L88 170V168H89V171H90V173H89V171H87V175L88 176H85L84 178H82V179H85L82 183H80L81 182V180L79 181L78 180V183H73V177H71V174H73V172H75V173H77L76 171H75V168H72V166L73 165ZM86 164V165H85ZM138 164V165H137ZM4 165V166H3ZM9 165V166H8ZM38 165H40L39 166V169H38ZM43 165V166H42ZM68 165V166H67ZM108 165V166H107ZM137 165V166H136ZM156 165V166H155ZM210 165L212 166V168L210 167ZM20 166V165H19ZM73 166V167H74ZM83 166V169H80L81 167ZM91 166V167H90ZM221 166V167H220ZM27 167V168H26ZM34 167H36V168H34ZM42 167H44L43 169H46L45 170V172L47 171V169H48V171H47V173H45L44 174V170L42 169L41 170V168ZM53 167V168H52ZM57 167V168H58ZM78 167V168H77ZM80 167V168H79ZM104 168V169H102V171L104 172V173H102V171L100 170V172L101 173H98V169H100V168ZM110 167V168H109ZM158 167V168H157ZM177 169V170H175V168ZM229 167V168H228ZM31 168H32V170H31ZM113 168V169H112ZM131 168H132V166H131ZM222 168V169H221ZM0 169V170H1ZM74 169V170H73ZM93 169V170H92ZM121 169V170H120ZM138 169V168H137ZM174 169V170H173ZM213 169V170H212ZM218 169H219V171H220V169H221V171L219 172L218 171ZM227 169V170H226ZM229 169V170H228ZM31 172H34V173H31ZM40 170V171H39ZM62 170H64V171H62ZM79 170H81L80 171V173H79ZM107 170V171H106ZM9 171V172H8ZM10 171H11V173H10ZM23 171V172H22ZM43 173H42V172ZM50 171H51V173H50ZM53 171V172H52ZM66 171V172H65ZM71 171H73V172H71ZM122 171V172H121ZM214 171V172H213ZM14 172H15V170H14ZM16 172V173H17ZM37 172H39V174L37 173ZM92 172H93V175H92ZM95 172V173H94ZM112 172V173H111ZM226 172V173H225ZM231 172V173H230ZM232 172H234V174H235V176L233 175V173ZM0 173V174H1ZM16 173H15V175H16ZM22 173H24L25 175H26V177H25V175L23 174V176H21L22 175ZM29 173H31V174H33V176L35 177V178H37V181H36V179L33 177V176H31ZM54 173V174H53ZM98 173V174H97ZM106 173L108 174V179L107 178H105L107 175H106ZM215 173H219L218 175H216V178L215 179H213V175L215 174ZM226 175H225V174ZM228 173V174H227ZM66 174V175H65ZM90 174L92 175L91 177H90ZM102 174V175H101ZM230 174H231V176H230ZM5 175V176H4ZM29 175H30V179L28 178L29 177ZM38 175V176H37ZM54 175V176H53ZM60 175V176H59ZM68 175V176H67ZM104 175H106V176H104ZM110 175V176H109ZM159 175V176H158ZM39 176H41V179L39 178ZM46 178H49V179H45V177ZM104 176V177H103ZM134 176V175H133ZM132 176V177H133ZM215 176V175H214ZM228 177V182L226 181V179H225V177ZM21 177H23L22 179H21ZM33 177V178H32ZM44 177V178H43ZM56 178L57 177V179L59 178V180H56V179H53V181H52V178ZM67 177H68V181H67ZM103 177V178H102ZM109 177H111V179H109ZM117 176H115L114 178H116ZM135 177V176H134ZM156 179H155V178ZM223 179H222V178ZM9 178V179H8ZM26 178H28L30 181H31V183H33V185L34 186H29V185H31V183H29L28 181V179H26ZM39 178V179H38ZM118 178V177H117ZM138 178V179H137ZM16 179H15V181H16ZM33 179H34V181H33ZM47 181H45V180ZM72 179V180H71ZM96 179V180H95ZM98 179V180H97ZM102 179V180H101ZM131 179V180H132ZM7 180H9V182L7 181ZM26 180H28V181H26ZM38 180H40L41 182H43L42 184L40 183L39 184V182L40 181H38ZM57 182H56V181ZM105 180H107V181H105ZM112 180V181H111ZM136 180L139 182V184H137L138 182H136ZM174 180H176V181H174ZM220 180H223V182L222 181H220ZM263 182H262V184H261V186L260 187H264V177H263ZM4 181H5V183H4ZM7 181V182H6ZM13 181V182H12ZM26 181V182H25ZM51 181V182H50ZM70 181V182H69ZM89 181H90V183L92 182H94L93 184L91 183H89ZM108 181H110V182H108ZM133 181V180H132ZM132 181H131V184L133 185V187H134V184L132 183ZM189 181V182H188ZM230 181H232V182H230ZM22 184H21V183ZM28 182V183H27ZM56 182V183H55ZM106 182H108V183H106ZM175 182H176V184H175ZM221 182H222V185H221ZM237 182V181H236ZM261 182V181H260ZM3 183H4V185H3ZM10 184V186L9 185H6V184ZM25 183H27V185L25 184ZM111 183V184H110ZM188 183V184H187ZM208 183H210V185L208 186ZM36 184H37V186H36ZM61 184H63V185H61ZM69 184V185H68ZM89 184H90V186L91 187H89ZM97 184V185H96ZM106 184V185H105ZM160 184V185H159ZM175 184V185H174ZM217 184L218 185H221V186H218V187H221V188H219L216 192H215V189H214V187H217ZM226 184H228V185H226ZM239 184V186L241 187V185ZM13 185V187L15 186L16 187V189L15 188H13V187H11ZM27 187H29V190H28V188H25L26 186ZM68 185V186H67ZM103 185V186H102ZM110 185H112V186H110ZM146 185V186H145ZM66 186L68 187V188H66ZM109 186V187H108ZM137 186V187H136ZM176 186V191H174V187ZM226 186V187H225ZM5 187V188H4ZM65 188V189H68V191H67V193L64 191V193L63 192H60L61 191V189L62 188ZM204 187H205V189H204ZM207 187V188H206ZM228 187H232L231 189H232V191H231V193H230V189L228 188ZM259 187V188H260ZM6 188H13V189H15L14 191L13 190H11V193L13 194V196H14V199L16 198V200L19 198L20 199V197L19 196H23V197H25V196H27V198H24V199H26V200H24V199H22V196H21V200L20 201H18V204L16 205L15 203H17V201H14V199L13 198H10L9 196H7V193H6V196H2V195H4L3 194V192H6L7 190H5V191H3L4 189H6ZM24 188V189H23ZM32 188V189H31ZM44 188V189H43ZM63 188V189H64ZM109 188H111V189H109ZM214 190H213V189ZM225 188H227L228 190V192L226 191V195L225 196H223L222 195V191H223V189H225ZM241 188V189H242ZM26 189H27V191H26ZM32 191H31V190ZM85 189H87V190H85ZM95 189V190H94ZM262 189H264V188H262ZM260 190L258 193L262 196V200L264 199V195H263V193H264V191L263 190ZM1 190V189H0ZM88 190H90L89 191V193L87 192ZM108 190H110V191H108ZM172 190V191H171ZM201 190H203V191H200ZM220 190V191H219ZM235 190V189H234ZM8 191H10V189L8 190ZM13 191V192H12ZM25 191V192H24ZM30 191V192H29ZM45 193H44V192ZM63 191V190H62ZM75 191V193L73 194L72 192H74ZM169 191V192H171L172 194H173V198H175V202H176V199H178L177 200V202H180L181 203V205H182V203H183V205H185V204H187V205H185V206H187V207H189L188 205H190V208H187V207H185V206H177V203H175L176 204V208H183V210H185L184 211V215H183V210H182V208L179 210V209H176V211L178 210L179 212H177L178 214H179V216L180 215H183L184 216V218L186 217H188L187 218V220H186V218L185 219H183L182 217H179V220H180V222L182 221H186V223L189 225H187V224H185V226H187L186 228L185 227H183L184 229H186L187 231L186 232H188L189 231V233H186L185 232V234H184V232H183V230H180V231H182V233L184 234V236H186L187 237V234H188V239H187V241L189 240V238H190V230H191V224H192V222H195V224H196V233H197V235H196V242L193 244V245H190V240H189V242H185L186 240H185V238H184V236L183 235H181V237H182V241H180V239H181V237H180V234H181V232L180 231H178L180 228H178V230H177V228H176V230L175 231H173V230H171V220H170V216L168 215L169 213V211L167 212L166 210L164 211V212H161V210H163L164 209V207L162 206V205H165L164 203H166L167 205H166V207H165V209L167 208V210L169 209V208H171L172 207V204H171V202H168L167 200H165V199H167V192ZM197 191V192H196ZM212 191V192H211ZM15 192V193H14ZM19 192V193H18ZM26 192H28V193H26ZM32 192V193H31ZM42 192H43V194H45V195H42ZM96 192V193H95ZM98 192V193H97ZM107 192H109V193H107ZM174 192H176L175 194H174ZM214 192V193H213ZM218 192H220V194L218 193ZM263 192V193H262ZM1 193H2V195H1ZM10 193V192H9ZM24 193H26V195L24 196L23 194ZM30 193V194H29ZM59 193H63V195L64 196H62V195H60ZM91 193V194H90ZM101 193H103V194H105V193H107L108 194V196H104L103 194H101ZM147 193V194H146ZM215 193H217V194H215ZM232 194V196L231 195H229V194ZM17 194V195H16ZM66 194H68V195H66ZM72 196H71V195ZM95 194V195H94ZM102 196H100V195ZM198 194H199V197H196V195L198 196ZM209 194V195H208ZM213 194V195H212ZM238 194V193H237ZM236 194V195H237ZM15 195H16V197H15ZM38 195V196H37ZM56 195V196H55ZM85 197H84V196ZM96 195H98V196H100L99 198H95V197H97ZM212 195V196H211ZM219 195V196H218ZM41 197V198H39L38 199V197ZM43 196V197H42ZM46 196V197H45ZM53 196H55V197H57V196H59V198L57 197V198H55V197H53ZM65 197V198H63V200H62V197ZM93 196H95L94 198H93ZM166 196V197H165ZM209 196V197H208ZM216 196H217V198H216ZM236 198H234V197ZM4 199V201H3V199ZM5 197H7V198H5ZM31 197V198H30ZM104 197V198H103ZM106 197V198H105ZM108 197H109V199H108ZM194 197V198H193ZM207 197V198H206ZM214 198L215 199V202H213L214 201V199H212V198ZM8 198H10V199H8ZM72 198V199H71ZM93 198V199H92ZM199 198H201L199 201H198V199ZM204 198L205 199H207L208 200V198H209V201H211L210 203L211 204H209L208 202L209 201H205L204 200ZM210 198L212 199V200H210ZM252 198V197H251ZM29 199V200H28ZM94 199H96V200H94ZM107 199V200H106ZM162 199H164V200H162ZM253 199V198H252ZM24 200V201H23ZM41 200H43V201H41ZM52 200V201H51ZM55 200V201H54ZM57 200V201H56ZM88 200V201H87ZM93 200L95 201V203H94V205H93V207H92V203H93ZM109 200V201H108ZM157 200H160V201H157ZM205 202H204V201ZM217 200V201H216ZM14 201V202H13ZM29 201V202H28ZM53 201H54V203H53ZM65 201V200H64ZM99 201H100V199H99ZM111 201H110V203H111ZM143 201V202H144ZM157 201V202H156ZM198 201L199 203L197 204L196 202ZM249 200L247 199H245V205H247L249 202H248ZM252 201V200H251ZM250 201V203L252 204V202ZM3 202V203H2ZM20 202V203H19ZM26 202H28V203H26ZM41 202V203H40ZM161 203V208H160V206H158L160 203ZM237 202V203H236ZM248 202V203H247ZM12 203V204H11ZM25 203L27 204V205H25ZM31 205H30V204ZM58 203V204H57ZM66 203V204H67ZM74 203V204H73ZM113 203V202H112ZM156 203H158V205H156ZM170 203V204H169ZM193 203V204H192ZM196 203V204H195ZM208 203V204H207ZM213 203V204H212ZM14 204V205H13ZM20 204V205H19ZM24 204V205H23ZM28 204L30 205L29 207H28ZM33 204V205H32ZM48 204V205H47ZM50 204H55L54 206H52V207H50L49 205ZM145 204V203H144ZM169 204V205H168ZM179 204V203H178ZM206 204V205H205ZM4 205V206H3ZM12 205V206H11ZM21 205H23V206H21ZM49 206L50 208H48L47 206ZM147 205H144V207H147ZM193 205V206H192ZM204 205V206H203ZM208 205V206H207ZM6 206V207H5ZM8 206H9V208H13L12 209V211H11V209L10 210H8L9 208H8ZM24 206H25V208H24ZM35 206V207H34ZM44 206V207H43ZM157 206V207H156ZM168 206V207H167ZM203 206V207H202ZM207 208H206V207ZM259 206H261V208H259V210L261 211L260 212V216L262 217V215L264 214V201H263V203H262V205H261V203L259 204ZM28 207V208H27ZM87 207V208H86ZM155 207V208H154ZM3 208H4V210H3ZM19 208V209H18ZM20 208H24L23 210L25 211H23L22 212V209H21V211H20ZM43 208V209H42ZM70 208H72V209H74L73 208V206L72 207H70ZM160 208V211L158 210ZM185 208H187V210L185 209ZM206 208V209H205ZM26 209V210H25ZM30 211H29V210ZM146 209V208H145ZM156 209L158 210V211H156ZM191 209V210H190ZM204 209H205V211H204ZM18 210L19 212L18 213H16L15 214V212ZM40 210H43V211H41L40 212ZM147 210V209H146ZM188 210H190V211H188ZM3 211H5V214H4V212ZM9 211H10V213H9ZM39 211V212H38ZM190 212L189 214H188V212ZM202 211H203V213H202ZM8 212V213H7ZM42 212H44V213H42ZM146 213H147V211H145ZM161 212V213H160ZM167 212V214H165ZM245 212V211H244ZM37 214V213H39L38 215V217L37 218H39V219H41L40 221H38L37 222V220H39V219H37V220H35V215L33 216V214ZM163 213V214H162ZM246 213H247V211H246ZM261 213H263L262 215H261ZM40 214H42V215H40ZM162 214V215H161ZM187 214V215H186ZM1 215V214H0ZM1 215V216H2ZM25 215V216H24ZM43 215H47L46 217H44ZM167 215H168V217H167ZM186 215V216H185ZM189 215V216H188ZM190 215H191V217H190ZM33 216V217H32ZM42 216V217H41ZM192 216H193V219H192ZM264 216V215H263ZM65 218H64V220H65V222L66 223H68V224H70L71 222H70V219L68 220L67 218H66V216H64ZM153 217V218H152ZM198 217V218H197ZM7 218V217H6ZM5 218V219H6ZM34 218V219H33ZM46 218V219H47ZM105 218V215H104V217H103V219ZM167 218H168V220H167ZM196 218V219H195ZM26 219H28L27 221H26ZM29 219H33L35 222H37V225H38V227H37V225H36V223L32 220H29ZM45 219V220H46ZM229 219V218H228ZM256 219V218H255ZM263 219H264V217H263ZM16 220V219H15ZM16 220V221H17ZM197 220V221H196ZM258 220V219H257ZM256 220V221H257ZM15 221V223H14V227L16 228V226H15V224L17 223ZM69 221V222H68ZM160 222V223H159ZM179 222V223H180ZM181 222V223H182ZM263 222H264V220H263ZM18 223L16 224V225H18ZM33 223H35V224H33ZM42 223V222H41ZM46 223V222H45ZM180 223V224H181ZM185 223V222H184ZM260 223V221L258 220V224ZM99 224V223H98ZM232 224V225H231ZM13 225V224H12ZM179 225V224H178ZM24 226V225H23ZM23 226H21V227H23ZM102 226V225H101ZM35 227V228H34ZM37 227V228H36ZM106 227V226H105ZM104 226H102L101 228L102 229H106ZM162 227V228H161ZM166 227V226H165ZM169 227V228H168ZM189 227V228H188ZM235 227V228H234ZM39 228H41L39 231H41V233L42 234H48V232H50L48 229H46V228H42V227H39ZM111 228L113 229V223H112V225H111V227H109V229L111 230ZM161 228V229H160ZM17 229V228H16ZM182 229V228H181ZM42 230H44L43 232H42ZM47 230V231H46ZM38 231V232H39ZM108 230H106V232H107ZM38 232H36V234H34L33 236H32V234H30L29 236H31V237H27V239L28 240H26V241H24L23 243H20L19 245H18V247L21 249V247H22V249L21 250H25V249H27V251H28V249L30 250H33V246L34 245H37L36 244V242H37V235L39 234ZM179 232V236H178V234H176V233H178ZM157 233V234H156ZM70 235V234H69ZM71 236V235H70ZM156 238H155V237ZM178 236V237H177ZM153 237H154V239L155 240H153ZM176 238H178V240L180 241L179 243H177V240H176ZM83 239V238H82ZM112 241H113V238L111 239ZM159 240H162L161 238L159 239ZM34 241V242H33ZM181 243L183 244V245H181ZM185 243V244H184ZM186 243H187V246H186ZM34 244V245H33ZM189 244V245H188ZM231 244H233L232 246H230ZM251 244H252V247H255V244L253 243V242H251ZM186 247H185V246ZM243 245V246H242ZM158 246V247H157ZM185 247V248H183V247ZM192 246H193V248H192ZM245 246V247H244ZM157 247V248H156ZM141 249V250H140ZM31 250H30V253H31ZM192 250H194V256H196V257H198V259H197V261L196 262H192V258H191V251ZM26 251V250H25ZM255 252H257V253H255ZM191 258V259H190ZM119 262V263H120ZM132 262V263H131ZM67 263V262H66ZM65 262H64V264H66ZM120 263V264H121ZM67 264H70L69 262L67 263Z\"/></svg>",
	"mask_w": 264,
	"mask_h": 264
},
{
	"label": "bare ground",
	"instance_id": "6f19581e",
	"mask_svg": "<svg viewBox=\"0 0 264 264\" xmlns=\"http://www.w3.org/2000/svg\"><path fill=\"white\" fill-rule=\"evenodd\" d=\"M1 1V0H0ZM5 1H7V2H10V1H12V2H14L15 3V1H17V0H10V1H8V0H2L1 1V3L2 2H5ZM30 2L31 1H33V0H29ZM35 1H37V0H35ZM35 1H33L32 3L34 4V3H37V6L38 5H40V4H38V2L39 3H43V1L44 0H42V1H38V2H35ZM47 1H49V0H47ZM53 1V0H52ZM55 1V0H54ZM57 1V0H56ZM60 1V0H59ZM64 1V0H63ZM70 1V0H69ZM75 1V0H74ZM137 2H139L138 0H136ZM136 1L134 2V0H81L80 2H81V4L83 3L84 5H86L88 8H89V16H90V14H91V16L93 17L94 15H95V18H99L102 14H101V12H106L107 11V9H106V7L108 6V8H109V6H110V8L109 9H111L110 11H112V15H113V12L115 11L116 13H117V16L118 17H116V19H114V21H118V19H121L122 21H121V23L123 24V22H125L124 23V26H123V28H128V27H130V24H131V21L133 22H136V19H137V15H135V13H137V12H139V14H140V11H138L137 9L139 8L138 7V4H136V6L134 7V3H136ZM156 1V0H155ZM154 1V2H155ZM192 2V0H163V3L160 5L161 7H162V10H161V7L159 8H157V10L158 9H160L158 12L159 13H157L156 11H155V13H157V15L159 14V16L156 18V14L154 13L153 14V12H154V10H150L151 12H152V14H153V16L155 17H153L152 16V14H151V12H150V14H151V16H152V18L151 19H153L154 21H156V26L154 27L153 26V29L151 28V29H149L147 26H149L150 24H147V26H145L146 27V29L147 30H150L151 31V34H150V32L147 34L148 36H146V35H144V34H139L138 35V37H139V39H140V41H138V39H135L136 37L134 36L133 37V39H132V36H133V34H132V36H131V39H129V34L127 33L126 34V36L128 35V37H127V39L125 40V38H123V40H125V41H123V40H121V42L123 41V43H122V45H121V48L119 47L120 46V42H119V46L118 45H116V43H114V45H113V49H114V51H115V53L117 54V55H121V54H124L125 55V57L123 58L124 59V64L125 65H123V66H127L128 64L130 65V63H131V61H134V59L135 58H138V60L139 59H141L142 57H143V59L141 60L142 61V63H140L141 61H138V60H136V61H134V63L136 62L137 63V61H138V63L139 64H134V65H138V68H137V70H135V71H137V72H139L138 71V69H141L142 68V70L143 69H146L144 72H141V73H138L139 74V76H141V77H139V78H141V80L139 81V80H137V81H139V82H136V83H138L137 85L135 84V80L136 79H131L130 78V75H129V73L126 71V70H124V68L122 69L121 67V65H118V64H115V66H114V68H113V71H115V72H113L114 74H113V78L115 79V80H113V86L115 87L114 88V94H115V96H114V99L116 98V100H118L121 104H123L122 106H123V108H124V106H125V101L122 103L121 101H122V99L123 98H126L127 96H129L130 94L131 95H133V92L132 91H135L136 89L138 90V92H137V96H139V98L137 97V96H135L134 97V100H133V103H132V107L130 106L131 105V102H128L126 99H123V100H126V102H128V104H126V105H128L129 107H130V110H128V108H125V110L127 109V112L125 113L126 115H132V117L134 116V118H136V117H138L136 120L137 121H139V123L141 122V129L139 128V126H136V122H135V125H134V121L132 122L133 123V125H134V128H135V126L136 127H138V128H136V130L134 129V131L132 130V132H135V133H137L136 131H138V129H139V131L141 132V137H142V139L145 137L146 139L149 137V139H148V141L150 140V143H153V139L156 141V143H157V146H159V149L161 150V153H162V156H163V165L162 166H164L165 167V178H166V182H167V184L169 185V188L170 189H172V187H173V179H175V178H177L178 177V175L179 174H181V172L179 173V174H176L177 175V177H172V175H173V172H172V166H176L177 168L179 167L180 169H181V166H179V161L178 160H175L176 159V157H177V155H176V153L173 151L172 152V150H174V149H172V146L170 147V145L171 144H169L170 142H169V132L167 133V131H169V129H168V127H167V129L168 130H166V121L165 120H163L164 121V123H163V126L162 127H160L159 126V122H158V115H159V111H158V107L160 106V105H164V108H165V118H166V116H167V111H169L170 112V110H168V106H169V103L166 101V95H168L167 93H166V91H165V86H164V84H165V80H164V77H165V75H167V76H172L173 77V79L175 80V82H176V76H177V73H178V75H180V79L182 80V76H183V78H184V75H186V74H184V75H182V74H179V73H181V69H182V67H181V71L180 72H178L179 70L177 69L178 67H175L174 66V61H175V59H176V56L178 55V53H179V50H180V48L183 46V42L185 41V39L187 38V36L190 34V33H192L193 31H194V28H195V30H196V27L197 26H201L202 24H201V22H203V26H205V28H206V30L208 29V32H210V40H209V38L208 37H206L205 36V41L208 39L209 41H210V44H211V46H209V47H211V54H209L210 56H208V54L206 53V54H204L205 52H204V50H202L201 49V52H204L203 54L205 55V59H208V58H206V56L207 57H209V59L208 60H205V62H210V64H209V67H208V65H207V68H208V72H209V74H208V72H206L207 74H206V76L208 75H210L209 77L210 78H213L212 79V82H211V80L209 79V81H210V84H208V82H207V87L205 88V89H207L206 91L204 90V92H206V93H208V94H210V96H209V100H204L203 98H205V96H201V93H200V96H201V98L203 99V101H202V99H200V97H198V98H194V99H196V100H198V101H195L194 99H193V101L194 102H199V99L202 101L201 103H203V105L205 104V106H203L205 109H207V114L209 113V114H211L210 115V120L209 121H211L212 123H214L215 125H216V118H218V117H220V116H216V114L217 113H219L220 112V110H219V104H220V102H222L224 99L226 100V97L228 96H230L229 95V93H232L233 91L235 92V90H236V87H235V90H234V88H232L231 87V89L233 90H231V89H229L230 91H232V92H229L227 89V91H228V94H227V91H224V89H225V85L226 84H224V86H223V83H224V81H225V79H226V77L227 78H229V80L227 81V83L228 84H232V82H234V83H236V84H238L239 83V81L241 80V78H240V75L241 74H243V71H240V72H242V73H239L240 75H237L235 78H232V76L230 77V72H229V69H228V66H229V63L231 62V63H233V64H235V63H237V60H240V59H238V58H240V56H241V54H240V56H239V52L241 51V53H242V55H243V52L245 51V50H247V49H249L250 47H252V46H254V47H258V49H257V51L255 50L254 51V58L257 60V62H255L254 61V59H252L255 63H258V61L260 62V63H263V64H260V65H264V0H254V2L253 3H251V4H248V3H246L245 4V2L246 1H244V5H246V6H244L243 5V7H240V5L238 4V1H241V0H212V2H210V0H205V2L207 1L209 4H211L212 3V7L210 8V7H208L209 9H210V11H209V9H208V11H207V9H206V11H207V14L208 15H206V16H208V17H206L207 19L206 20H203V19H205V14H206V12H205V10H204V12H205V14L204 13H202V11H203V4H204V0H196V4H197V8L195 9V11L194 12H192V8H194V5L192 6L191 5V9H189L188 7V5H190L189 4V2ZM249 1V0H248ZM250 1H252V0H250ZM12 2H10V6H11V4H12ZM18 2L21 4V5H19L18 4ZM23 2H25V3H27V5H28V1H23V0H18L17 1V4L16 5H18V8L20 9V7L21 6H23V7H25L24 5H22V4H24ZM29 2V3H30ZM45 2V1H44ZM58 2V1H57ZM77 2H79V1H77ZM142 2V1H141ZM140 2V4H142ZM193 2H195V0L193 1ZM242 2V1H241ZM240 2V3H241ZM6 3V2H5ZM32 3L31 4H29L28 6H31L32 5ZM46 4H48V6L50 5V1H49V3H47V2H45ZM44 3V4H45ZM54 3V2H53ZM60 3H62V2H60ZM60 3H59V5H60ZM72 3V2H71ZM76 3V1L73 3V4H75ZM222 3V4H221ZM9 5V3H6V5ZM42 5L41 4V6L39 7V8H46V4L45 5ZM52 4V3H51ZM65 4H67V2H65ZM65 4H63V5H65ZM78 4V3H77ZM139 4V5H140ZM195 4V3H194ZM206 4V3H205ZM204 4V5H205ZM242 4V3H241ZM248 4V5H247ZM15 5V6H16ZM26 5V4H25ZM26 5V6H27ZM54 5V4H53ZM58 5V3H57V5H56V7L57 6H59ZM68 5H71V4H68ZM206 5H208V4H206ZM205 5V6H206ZM2 6H3V4H2ZM36 6V5H35ZM43 6V7H42ZM45 6V7H44ZM47 6V7H48ZM73 7H75V5H72ZM143 6V5H142ZM141 5H140V7H142ZM4 7V6H3ZM3 7H1L2 9H3ZM13 7H14V5H13ZM23 7H22V9H23ZM37 7V8H38ZM50 7L51 6H49V9H50ZM72 7V8H73ZM80 7H81V5L80 6H78V8H77V10L78 11H80L81 12V10H82V8L83 7H81V10H80ZM207 7V6H206ZM205 7V8H206ZM6 8H8V7H6ZM12 8V7H11ZM16 8V7H15ZM18 8H16V12H17V10H18ZM33 9L34 8H36V7H32ZM31 7H30V9L28 10L27 8H25L23 11L20 9L19 11H20V13H21V11L22 12H24L25 11V13H28V12H26V11H29V13L31 12V9H32ZM37 8H36V10H37ZM58 9H59V7H57ZM76 8V7H75ZM85 8V7H84ZM87 8V9H88ZM135 8H137V9H135ZM9 9V8H8ZM8 9H6V10H8ZM27 9V10H26ZM86 9V10H87ZM241 9V10H240ZM5 10V9H4ZM35 10V9H34ZM34 11V13H36L37 11ZM39 11H38V14H36V16L34 17V13L33 14H29L31 17H33L34 19L36 18V17H38V15L40 16H42V14H44V12L43 11H45V10H41L40 11V9H38ZM60 10V9H59ZM57 11L59 14H60V11ZM136 10V11H135ZM46 11H47V9H46ZM54 11H56V10H54ZM83 11V10H82ZM88 11V10H87ZM149 11V10H148ZM148 11H145V12H147L146 14L148 15V16H150L148 13ZM7 12V11H6ZM41 14H40V13ZM50 12V11H49ZM48 11L47 12H45V13H48L49 15H50V13H49ZM85 13H82V14H84V15H80V16H84L85 17V19L87 18L86 17V15L88 16V14H86V11H84ZM114 12V15L116 14ZM135 12V13H134ZM142 12V11H141ZM9 13H10V11H9ZM13 13H14V11H13ZM25 13L24 14H22V15H25ZM53 13H54V15H53ZM98 13H99V15H98ZM190 13V15H188L189 17H185V15L186 14H189ZM202 13V14H201ZM47 14V15H48ZM51 14L55 17L56 15H55V12H51ZM62 14H64V13H62L61 12V15ZM98 15V17H96L97 15ZM101 14V15H100ZM108 14L109 13H107V14H105V16H108ZM119 14V15H118ZM141 14H143V12L141 13ZM146 14H145V16H146ZM203 14H204V16H203ZM1 15H3V13H1L0 14V16ZM8 15V17H10L9 15L10 14H6V16ZM33 15V16H32ZM51 15V17L53 18V20H54V17ZM200 15H202V20L201 19H199V17H200ZM6 16L4 15V16H1V17H3V18H5L6 19V21H7V18H6ZM40 16V17H41ZM44 16V15H43ZM45 16H46V14H45ZM44 16V17H45ZM60 16V15H59ZM64 16V15H63ZM116 16V15H115ZM147 16V17H148ZM13 17H14V14H13V16L12 17H10V18H12L13 19ZM20 16H18V17H16L17 19H20L19 18ZM40 17H38V18H40ZM44 17H42V18H44ZM48 17V16H47ZM46 17V18H47ZM50 16H49V18H51ZM62 17V16H61ZM204 17V18H203ZM16 18H14V20L16 19ZM23 18H24V21H25V18L26 17H22L20 20H19V23L20 22H22L23 21ZM30 17H28V19H29ZM31 19L30 18V21H32L31 23H34V21L37 19ZM51 18V19H52ZM64 18V17H63ZM62 18V19H63ZM68 18V17H67ZM101 18H103V17H101ZM101 18H99L100 19V21H103V19H101ZM108 18V17H107ZM201 18V17H200ZM4 19V20H5ZM11 19V20H12ZM41 19V18H40ZM50 19V20H51ZM59 19V18H58ZM57 19V20H58ZM79 19V18H78ZM83 19V18H82ZM139 19V22H140V18H138ZM147 19V18H146ZM149 19V18H148ZM201 21H199V20ZM1 21H2V19H0ZM9 20V19H8ZM11 20H10V22H11ZM38 20V19H37ZM37 20L35 21V22H37ZM42 20V22L43 23H46L49 19L47 18V19H45V20H47L46 22H45V20L44 19H41ZM56 20V21H57ZM144 20V19H143ZM150 20V19H149ZM148 20V22H151V24H154V23H152V22H154L153 20L151 21H149ZM5 21V22H6ZM15 21H17V20H15ZM15 21H12L11 23H17L16 25H18L19 26V23H18V21L17 22H15ZM76 21V20H75ZM78 21V20H77ZM76 21V24L78 23V24H80L81 25V23H82V20H80L79 22H77ZM83 21H84V19H83ZM144 21H146V20H144ZM204 21H207L206 22V25H205V22ZM10 22H8L7 21V23H10ZM26 22H27V25L28 26H24V25H22V28H19V27H21V26H19V27H17V26H15V24H14V26H13V28L11 29V30H9V31H15V32H17L16 31V29H18V30H20L21 32H22V29H24V28H26L24 31L27 33V29H29L28 27L30 26V24L31 23H28V21L26 20ZM51 22V21H50ZM60 22V21H59ZM197 22L198 23H200V25H197L196 27H195V25L197 24ZM1 23H3V24H5L4 22H1ZM6 23V25H8ZM38 23H39V20H38ZM37 23V24H38ZM52 23H54V22H52ZM52 23H50V25H53ZM74 24H75V22H73ZM121 23H120V25H118V26H122L121 25ZM138 22H136V24H137ZM36 24V23H35ZM39 24H41V21H40V23ZM60 24V23H59ZM62 24V23H61ZM73 24V25H74ZM114 24H116V22H114ZM135 24V23H134ZM135 24V26H137L138 27V24L140 25L141 23H138L137 25ZM1 25V24H0ZM5 25V26H6ZM13 25V24H12ZM12 25H10V26H12ZM47 25H48V27H49V24L47 23ZM46 24H45V26H44V28L47 26ZM79 25V26H80ZM117 25V24H116ZM116 25H114V26H116ZM216 25H218V28L217 27H213V26H216ZM9 26V25H8ZM38 26V25H37ZM62 26V25H61ZM75 26V25H74ZM73 26V27H74ZM132 26V25H131ZM151 26V25H150ZM203 26H201V28L203 27ZM2 27V29H3V26H1ZM14 27H17L15 30H13L14 29ZM24 27V28H23ZM213 27V28H212ZM6 28H7V26H6ZM60 28V27H59ZM71 28V27H70ZM75 28V27H74ZM90 28V27H89ZM116 28V27H115ZM126 28V29H127ZM204 27L202 28L203 30L205 29ZM218 29V30H216V29ZM81 29H82V27H81ZM80 29V30H81ZM88 28H86V30H87ZM90 29H92V28H90ZM126 29H122L123 31H125ZM129 29V28H128ZM130 29H131V27H130ZM215 29V30H214ZM1 30V29H0ZM6 30L7 29H3V33H4V35H5V33H6ZM44 30V29H43ZM71 30H72V28H71ZM83 30H85L84 28H83ZM82 30V31H83ZM143 30H145L144 28H143ZM146 30V31H147ZM172 30H174V32L172 31ZM206 30H204V31H206ZM2 31V30H1ZM0 31V35L1 34H3L2 32ZM5 31V32H4ZM8 31V32H9ZM41 31L42 30H40V29H38V28H36V26H33V27H31L30 26V37H35V36H37V37H40V36H38V34L39 33H41ZM81 31V32H82ZM169 31H171L172 33H173V36H172V34H170L169 35ZM216 31H218V32H216ZM251 31H254L255 33H256V35L255 36H257L256 38H257V41L258 42H252V43H250L251 45H249V33L251 32ZM7 32V33H8ZM15 32H13V33H15ZM21 32H17V33H15V36H12L10 33H12V32H10V33H8V34H10L12 37H16L17 38V35L16 34H21ZM25 32H23L25 35H26V33ZM44 33H47V35L48 34H50L49 33V31H43ZM42 32V33H43ZM52 32V31H51ZM80 32V33H81ZM85 32V31H84ZM87 32V31H86ZM88 32H90V30L88 31ZM87 32V33H88ZM92 32H94L93 31V29H92ZM91 32V33H92ZM141 32H143L142 30H141ZM141 32H139V33H141ZM6 33V35L5 36H3L2 35V37L3 38H0V39H4V42L3 43H5V47H8V48H10L11 46H13L14 48L13 49H15V47L17 48V46H18V44H20V42H21V40H22V42H21V44L20 45H25V44H28V43H23V39H21L23 36H24V34H22V37L20 36V39L19 40H17V39H15V41L14 42H16V41H19V43L17 44V46L16 45H11V44H13V41H11L10 42V39L12 38V37H10L9 38V42L6 40L7 39V37H9V36H7L8 34ZM95 33V32H94ZM130 34L132 33V32H129ZM156 33H160V36H161V34H162V37H163V34H164V36H166V37H163V38H168V35L169 36H172V39H171V37L169 38V40L167 41V42H165V44L167 43L168 44V46H167V44L164 46L163 45V43H162V47H161V43L160 44H158V45H160L159 46V50H160V48H164L162 51L163 52H165L167 49H166V47L168 48V50H167V53H168V56H169V63L167 64V67H166V65H165V62H166V60L165 59H167L168 57H163V58H165L164 60H161V58H159V52L161 51H159V52H157V54H158V57H157V59L159 58V60L160 61H164V62H160L159 60L157 61L156 60V52H154L153 50H152V48H153V45L155 46V41L157 40V39H155L154 38V35L156 34ZM206 34H207V31L205 32ZM74 34V33H73ZM90 34V33H89ZM93 34V33H92ZM91 34V35H92ZM150 34V35H149ZM166 34V35H165ZM168 34V35H167ZM43 35V34H42ZM47 35H46V37H47ZM86 35V34H85ZM85 35H83V36H85ZM94 35V34H93ZM156 35H158V34H156ZM155 35V36H156ZM193 35H195L194 34V32L192 33V36ZM209 35V34H208ZM207 35V36H208ZM82 36V35H81ZM80 36V37H81ZM86 36H88V35H86ZM159 36V35H158ZM158 36H157V38H158ZM160 36H159V38H160ZM1 37V36H0ZM18 37H19V35H18ZM26 37V36H25ZM28 37V36H27ZM42 37H44V36H42ZM79 36H77L76 38V40H78L79 38H78ZM83 38V37H82ZM82 38H80V39H82ZM163 38L162 39H159L160 41L159 42H163V41H165L166 39H164L163 40ZM191 38V37H190ZM189 38V39H190ZM13 39V38H12ZM11 39V40H12ZM27 39V38H26ZM25 39V40H26ZM155 41H154V40ZM189 39H188V42H189ZM192 39V38H191ZM5 40L7 41V42H5ZM14 40V39H13ZM34 40H36V39H34ZM39 40V39H38ZM40 40H42L41 38H40ZM43 40H44V38H43ZM136 40V41H135ZM162 40V41H161ZM171 40V41H170ZM207 40V41H208ZM3 41V40H2ZM2 41H0L1 43H2ZM27 41H29V40H27ZM27 41H24V42H27ZM30 41H31V43L33 42V38H31L30 39ZM30 41H29V45L31 46L32 44H34V42L31 44L30 43ZM114 41V40H113ZM136 42L135 43V45H134V43H132V42ZM158 41V40H157ZM203 41H204V39H203ZM39 42V41H38ZM37 42V43H38ZM78 42H80V41H77V43ZM130 42V43H129ZM154 42V43H153ZM9 43H10V45H9ZM36 43V42H35ZM81 43V42H80ZM156 43H158V42H156ZM208 43V42H207ZM15 44V43H14ZM132 44V48H130V45ZM209 44V43H208ZM2 45H4V44H2ZM29 45H26V46H29ZM34 45H37V44H34ZM40 45V44H39ZM133 45H134V47H133ZM186 45H188V43H186ZM201 45H203V43L201 44ZM205 45H207V44H205ZM29 46V47H30ZM247 46H250L249 48L247 47ZM33 47V46H32ZM31 47V48H32ZM45 46H43L42 47V49L44 48ZM119 47V48H118ZM185 47V46H184ZM190 47V46H189ZM188 47V48H189ZM203 47V46H202ZM2 48H4V47H2ZM1 48V45H0V49L1 50H4V49H2ZM23 48V46L21 47V48H19L20 50ZM31 48H28L27 47V49H25V46H24V50L26 51V50H28L29 52H27L28 54L30 53V50L29 49H31ZM156 48V47H155ZM185 48H187V47H185ZM243 48H245V49H243ZM247 48V49H246ZM13 49L11 50V51H13ZM22 49V50H23ZM132 49V50H131ZM134 49V50H133ZM210 48H208V50H209ZM1 50H0V53H1ZM6 50L7 51H9L7 48L4 50V52H6ZM40 50H41V48H40ZM47 50V49H46ZM242 50H243V52H242ZM10 51V52H11ZM18 51V49L16 50H14V52H17ZM31 51H33V50H31ZM37 51V50H36ZM43 51V50H42ZM156 51H158V50H156ZM162 51H161V54L163 55V54H165V53H162ZM3 52V53H4ZM14 52H11V53H14ZM21 52V56L22 55H24L25 54V52H24V54H22V52L23 51H20ZM34 52V54H35V51H33ZM37 52H39V51H37ZM36 52V53H37ZM45 52V51H44ZM47 52V51H46ZM206 52H207V48H206ZM256 52V53H255ZM9 52H7L6 54H8ZM11 53L9 54V57H6V59H7V61H9V63H12L13 64V62H17V61H15V58L13 59V57L11 56ZM18 53H19V51H18ZM26 53V54H27ZM73 53V52H72ZM183 53H185V50H184V52ZM182 53V54H183ZM208 53H210V52H208ZM5 54V53H4ZM3 54V55H4ZM5 54V55H6ZM17 54V53H16ZM16 54H12V55H16ZM26 54L24 55L25 57H26ZM31 54V53H30ZM30 54H29V56H30ZM160 54V56H162ZM45 54L43 53V55L42 56H44ZM75 55V54H74ZM73 55V56H74ZM166 55V54H165ZM165 55H163V56H165ZM250 55H252V56H250ZM250 57L251 58H253V54H251V52H250ZM0 56H2V53L0 54ZM12 58H11V57ZM21 56H18L17 55V57H19V58H22ZM32 56H33V53H32ZM36 56H37V54H36ZM35 56V57H36ZM41 56V57H42ZM46 56H47V54H46ZM89 56V55H88ZM5 56H3V57H1L0 58V60L2 59V58H4ZM31 57V56H30ZM40 57V58H41ZM45 57V56H44ZM43 57V58H44ZM48 57V56H47ZM76 57L78 58V57H80V58H82L80 55L78 56V55H76ZM135 57V58H134ZM144 57H146L145 59H144ZM249 57V58H250ZM8 58H11V59H13V62H11L12 60L11 59H8ZM19 58H16V60L17 59H19ZM88 58V57H87ZM87 58H86V60H87ZM89 58H90V56H89ZM88 58V59H89ZM162 58V59H163ZM182 58V56L179 58V60H177V61H180V59ZM23 59V61H25L24 59H26V58H22ZM29 61H30V59L29 58H27ZM31 59H37V58H32L31 57ZM38 59H39V57H38ZM122 59V60H123ZM201 59V58H200ZM199 59V62L201 61ZM3 61L5 60V59H2ZM11 60V61H10ZM28 60H26V63H27V61ZM3 61H1L2 63L1 64H3L4 63V65H5V62H3ZM6 61V60H5ZM19 61V60H18ZM20 61H22V60H20ZM37 61V60H36ZM47 61V60H46ZM87 61H89V60H87ZM202 61L204 62V60L202 59ZM201 61V62H202ZM39 62V61H38ZM91 62H93L92 60H90V64H91ZM199 62H198V64H199ZM203 62L202 63H200V64H203ZM40 63V62H39ZM43 63H45V64H47V62H43ZM55 63V62H54ZM84 63H85V61H84ZM84 63H82V64H84ZM196 63V62H195ZM238 63H239V61H238ZM20 64V63H19ZM28 64V63H27ZM41 64V63H40ZM45 64H42L43 66H46ZM50 64V63H49ZM94 64V63H93ZM120 64V63H119ZM132 64V65H133ZM177 64H178V62H177ZM181 64V63H180ZM179 64V65H180ZM197 64V63H196ZM205 64V63H204ZM7 65H8V63H7ZM14 65H18V62L16 63V64H13V66ZM25 66H27L26 64H24ZM34 65V64H33ZM35 65H36V63H35ZM140 65V66H139ZM232 65V64H231ZM13 66H11V67H13ZM16 66H14L16 69H18L19 71H21L22 70V67H20L19 66V68H18V66L16 67ZM29 66V65H28ZM39 66V65H38ZM55 66V65H54ZM82 67H83V65H81ZM80 66V67H81ZM84 66H89V65H84ZM93 66H95V65H93ZM120 66V67H119ZM135 66V67H136ZM182 66V65H181ZM2 67V66H1ZM4 67H6V65L4 66ZM32 67V66H31ZM34 67V66H33ZM40 67H41V65H40ZM40 67H39V70H42L43 68H45V67H41L42 69H40ZM48 66H46V68H47ZM60 67V66H59ZM63 67V66H62ZM81 67V68H82ZM165 67V68H164ZM180 67V66H179ZM8 69L10 68V65H8V67H7ZM20 68H21V70H20ZM35 68V67H34ZM34 68L33 69H31V71L32 70H34ZM52 68V67H51ZM80 68V69H81ZM90 67H88V69H89ZM92 68V67H91ZM2 69V68H1ZM5 69V68H4ZM3 69V70H4ZM7 69V71H9V73H12L11 75L13 76V75H15V73L14 72H11V71H13V69L11 70H8ZM37 69V71H38V67L36 68ZM61 69V68H60ZM59 69V70H60ZM79 69V70H80ZM85 68H83V70H84ZM125 69H126V67H125ZM136 69V68H135ZM3 70H0V71H3ZM17 70V71H18ZM50 70V69H49ZM52 70V69H51ZM122 70H124V71H122ZM141 70V71H142ZM17 71L15 70V72L17 73ZM19 71H18V73L16 74V76H15V79L17 78V77H19L18 76V74H21L22 75V73H19ZM34 71H36V70H34ZM37 71L36 72H34L35 73V75L37 74ZM44 71V69L42 70V73H43V75H46L45 77L43 76L42 78H40V75L41 74H39V73H41V72H39L38 71V76H37V78L38 79H40V81H37V82H40L41 84H39V86L37 87L36 86V88H35V86H34V89H37V88H40V87H42V83L44 82V83H46L47 82V78L46 77H48L49 78V76H50V74L53 72V70H52V72L50 71V74H49V76H48V73H49V71H48V73L46 74L45 72H43ZM22 72V71H21ZM85 72V71H84ZM239 72V71H238ZM8 73V74H9ZM24 73V72H23ZM54 73V72H53ZM57 73V72H56ZM256 73V72H255ZM258 73V72H257ZM260 73V72H259ZM259 73H258V75H259ZM5 74H7V73H5ZM4 73H3V78H4V80L7 78V76H6V78L4 77V75H5ZM7 74V75H8ZM31 74V73H30ZM33 74V73H32ZM205 74V72H203L202 73V75H204ZM238 74V73H237ZM264 74V73H263ZM263 74H260L259 75V77L260 78H258L257 76V74H256V77L258 78V79H261L262 81H263V83H264V75ZM11 75H8V77H10ZM20 75V76H21ZM129 75V76H128ZM182 75V76H181ZM255 75V74H254ZM12 76L10 77L11 78V80L13 81V80H15L14 78L12 79ZM34 76V75H33ZM42 76V75H41ZM74 76V75H73ZM72 76V77H73ZM205 76V77H206ZM207 76V77H208ZM241 76H243V75H241ZM245 76V75H244ZM244 76H243V80L245 79L244 78ZM251 75H248L247 76V78L249 77V78H251L250 77ZM30 77V76H29ZM51 77V76H50ZM75 77V76H74ZM72 78V80L73 79H76V78ZM130 79H129V78ZM201 77H203V76H201ZM200 77V79H202ZM246 77V76H245ZM253 77V76H252ZM255 77V78H256ZM9 78V79H10ZM20 78V77H19ZM45 78V79H44ZM70 78V77H69ZM79 78H81V77H79ZM231 78V79H230ZM8 79V78H7ZM5 80V82L7 83V81L8 80ZM33 79V78H32ZM47 79V80H46ZM65 79H67V78H65ZM179 79V80H180ZM193 79H194V81L197 79V82L198 81H202V80H199L196 76L195 77H193ZM252 80H250V81H252V82H254V77L253 78H251ZM11 80H9V81H11ZM19 81V79H16V81ZM25 80V79H24ZM24 80L22 79H20V81L22 82L23 81V83L21 84L20 83V81L18 82V83H20L22 86H23V84H24ZM28 80V79H27ZM35 80H37L36 78H35ZM34 80V81H35ZM41 80L43 81V82H41ZM45 80H46V82H45ZM184 80H187V78L185 77L184 78ZM189 80V79H188ZM187 80V81H188ZM207 80H208V78H207ZM207 80H205V81H207ZM243 80H241V81H243ZM248 80V81H249ZM33 80H31V81H28L27 82V85H29L31 82H32ZM33 81V82H34ZM68 81H70L69 79H68ZM172 81V80H171ZM190 81V80H189ZM189 81H188V83H189ZM192 81V80H191ZM190 81V82H191ZM193 81V82H194ZM240 81V82H241ZM15 82V81H14ZM30 82V83H29ZM36 82V81H35ZM34 82V84H36ZM73 82V81H72ZM196 82V81H195ZM252 82H250V83H252ZM10 83V82H9ZM17 83V82H16ZM69 83V82H68ZM71 83V82H70ZM133 84V86H135L136 88H134V90L132 89V86H130L131 84ZM170 83H172V84H174L173 82H170ZM179 83H181V84H179ZM178 84V86H179V88L180 89H182L185 85H183V87H182V81H180ZM185 83H187V82H185ZM226 83V82H225ZM249 83V82H248ZM12 84V82L10 83V85ZM18 85V86H21V85ZM37 84V85H38ZM130 84V85H129ZM135 84V85H134ZM169 84V83H168ZM167 84V85H168ZM198 85H199V83H197ZM196 84V85H197ZM230 84V85H231ZM253 84V83H252ZM7 85H9V84H7ZM15 85V84H14ZM25 85V84H24ZM41 85V86H40ZM65 85H66V83H65ZM70 85V84H69ZM181 85V86H180ZM206 85V84H205ZM249 85V84H248ZM254 85H255V83H254ZM254 85H249L250 86V88H249V86H248V88H247V90H248V92L250 93L249 95H251V99L249 100V102L250 101H252V104H255V106L257 105L258 106V104H259V106H263L264 105V94L262 93V91L261 90H259L258 88H256V86H254ZM18 87L17 88V86H16V88L18 89V90H20V92H21V88H23L24 90V92L21 94V93H19L18 92V90L15 88V86H14V88L17 90V92L16 93H19L18 94V96H25L26 94L28 95V94H30V93H25L27 90H29V89H27V87L28 86H26V88H25V86L24 87ZM30 86V85H29ZM130 86V87H129ZM141 86H142V94H141V92H139V89L141 88ZM191 86V87H190ZM188 85L187 86V84H186V87H190L191 88V91L193 92V91H195L196 92V90L197 91H199L198 90V88H195L194 87V89H196V90H192V88H193V86L192 85ZM228 86V85H227ZM226 86V87H227ZM233 86H236L235 84H233ZM8 87H11V86H8ZM31 87V86H30ZM170 87V86H169ZM186 87H184L183 89H185ZM199 87V86H198ZM228 87H230V86H228ZM238 88L240 87L239 85L237 86ZM13 88V89H14ZM190 88H188L187 89V91L189 90L190 91ZM204 88V87H203ZM203 88L201 89V90H203ZM6 89V88H5ZM27 89V90H26ZM32 89V88H31ZM34 89H32L31 91L33 92L34 91ZM131 89H132V91H131ZM0 90L1 91H3V93H4V95H5V97H6V100L7 101H5L3 104L2 103H0V118L1 117H4V116H6L10 111H11V105H13L12 103L13 102H11L12 100H11V98L9 97V96H7L6 95V93H7V91H5L4 92V90H3V79H2V76H1V72H0ZM10 90H12V88L10 89ZM26 90V91H25ZM240 90V89H239ZM13 91V90H12ZM84 91V90H83ZM184 91V90H183ZM190 91V93L192 94V92ZM35 92H38L37 90H35ZM85 92V91H84ZM94 92V91H93ZM186 92V89H185V91L183 92V93H185ZM199 92H202L203 93V91H199ZM237 92V91H236ZM15 93V90H14V92H13V94ZM76 93V92H75ZM75 93H73V94H75ZM86 93V92H85ZM85 93H83L82 94V97H83V95L85 94ZM189 93V92H188ZM194 93V92H193ZM8 94V93H7ZM11 94V93H10ZM24 94V95H23ZM87 94V93H86ZM91 95H92V97L94 98V95L96 94V92H95V94L93 95L92 93H90ZM113 94V95H114ZM139 94V95H138ZM234 94V93H233ZM2 95V94H1ZM15 95V94H14ZM38 93H36V94H34V92H33V95H31L32 97V101L34 102H32V104L34 105V104H38V102L40 103L41 101L40 100H42L40 97L38 98ZM76 95V94H75ZM79 95V94H78ZM78 95H76L77 97H78ZM81 95V94H80ZM88 96H89V94H87ZM90 95V96H91ZM140 95H141V98H140ZM195 95H197V94H195ZM203 95V94H202ZM12 96V95H11ZM16 96V95H15ZM17 96V98H19ZM70 96H73V95H70ZM76 96H73L74 98H77ZM86 96V95H85ZM83 97L82 99H84V102H85V100H88V102L90 103V105L91 104H95V102L96 103H98L97 102V99H96V96H95V102H93L91 99L92 98H90V96L87 98V97ZM170 96V95H169ZM184 96V95H183ZM208 96V95H207ZM207 96H206V98L205 99H207ZM1 97V96H0ZM72 97V98H73ZM80 97V96H79ZM79 97H78V99H79ZM171 97V96H170ZM192 97V96H191ZM197 97V96H196ZM2 98V97H1ZM15 99H16V97H14ZM25 97H23V99H24ZM30 98V97H29ZM31 98H30V100H31ZM69 99H71L70 97H68ZM85 98H87V99H85ZM118 98V99H117ZM128 98V97H127ZM138 98V99H137ZM168 98V97H167ZM233 98V97H232ZM22 99V98H21ZM22 99V100H23ZM38 99H39V101H38ZM133 98L131 97V100H132ZM18 100H20V98L18 99ZM52 100V99H51ZM50 100V101H51ZM72 100H75V99H72ZM80 100H81V97H80ZM89 100H91V101H89ZM115 100V101H116ZM229 100V102H230V99H228ZM3 101V100H2ZM25 101V100H24ZM77 101H79V100H75V101H73V103L75 104V102H77ZM83 101V100H82ZM82 101H79L81 104H83L84 102H82ZM114 101V100H113ZM114 101V103L116 104V102ZM117 101V102H118ZM227 101V100H226ZM236 97H234L233 98V100H232V105L231 106H229L230 104L229 103H227L226 105H227V108L228 109H232V112L233 113H236L237 115H241V112L243 111H245L244 113H242L243 115L242 116H240V117H237V115L235 116L236 118H234L235 120H233V118H232V116L231 117H229V118H232L231 120H233V122L235 123V124H233L235 127H237L238 125H239V123L241 122V121H244L245 119H247L248 121V123H249V121L251 122V123H253V124H251V123H249V124H251V125H253V126H256V128H257V130L260 132V133H263L264 132V127H261L260 126V124H262V122H264V120L261 122V123H257L256 122V117L259 119V118H261L263 115H261V116H259V113H256V112H254L253 114H255V119L253 118L254 116H252V117H249L248 116V112L246 111V110H240L239 109V107H238V105L236 106ZM46 102H48V101H46ZM52 102H54V101H52ZM60 102V101H59ZM70 102H72V101H69L68 103H70ZM87 102V101H86ZM85 102V103H86ZM92 102V103H91ZM118 102V103H119ZM56 104H57V101L55 102ZM61 103V102H60ZM67 103V104H68ZM78 103V102H77ZM119 103V104H120ZM171 103V102H170ZM193 103V102H192ZM200 103V104H201ZM239 103V102H238ZM51 104H54V103H51ZM50 104V105H51ZM55 104V105H56ZM65 105H66V103H64ZM63 104V105H64ZM72 106L74 105V104H72V103H70ZM69 104V105H70ZM87 104V103H86ZM93 104V105H94ZM121 104H120V107H121ZM224 104H225V102H224ZM250 104H251V102H250ZM18 105H20L19 104V102H18ZM49 105V104H48ZM49 105V106H50ZM64 105V106H65ZM69 105H66L67 107H72L71 105L69 106ZM78 105H79V103H78ZM85 105V104H84ZM84 105H79V106H77V105H75V106H77V107H72L71 109H68V108H65L66 110H67V113L65 114V116L67 115V114H69L70 113V116L71 115H73L72 113H75V111L76 110H74V112L72 111L73 110V108H78L79 110H80V112H81V110H82V106H84ZM87 105H89V104H87ZM96 105V104H95ZM94 105V107H95V109H96V106ZM36 106V105H35ZM37 106H39V107H41L40 105H37ZM44 106H46L45 107V109L43 108V111L45 110H47V108L49 107H47V105H44ZM57 106H59V104L57 105ZM57 106H55L57 109H55V110H60V112H61V110L63 109L64 110V108H59V107H62V106H59V107H57ZM92 106V105H91ZM91 106H89V107H91ZM229 106V107H228ZM21 107V106H20ZM19 107V108H20ZM34 107V106H33ZM43 107V106H42ZM54 106H53V108H55ZM82 107V108H81ZM85 107H86V105H85ZM84 107V108H85ZM94 107H91V108H94ZM223 107V106H222ZM242 107V106H241ZM18 108V107H17ZM18 108V109H19ZM35 108V107H34ZM37 108V107H36ZM51 108V107H50ZM59 108V109H58ZM81 108V109H80ZM122 107L120 108V109H123ZM227 108H226V110H227ZM264 108V107H263ZM12 109H14V108H12ZM18 109H17V111H18ZM41 109V108H40ZM40 109H38L39 111H40ZM49 109V108H48ZM77 109V112L76 113H78V110ZM97 109H99V108H97ZM171 109V108H170ZM223 111L225 110V109H223V108H221ZM36 111V112H38L39 113V111ZM42 110V109H41ZM62 110V111H63ZM66 110H64L63 111V113L61 114V117L63 116V114H64V112H66ZM94 110V109H93ZM222 110H221V113H223L222 112ZM14 111V110H13ZM17 111H15L14 113H16ZM33 111V110H32ZM49 111V110H48ZM44 112L45 114H47V113H49V112ZM68 111H69V113H68ZM124 111V110H123ZM206 111V110H205ZM228 111V110H227ZM20 112H23V110L22 111H20ZM34 112V114H35V111H33ZM32 112V113H33ZM41 112V111H40ZM57 112V111H56ZM72 112V113H71ZM96 112V111H95ZM107 112V111H106ZM105 112V113H106ZM125 112V111H124ZM12 113V112H11ZM18 113V112H17ZM24 113V112H23ZM32 113L30 114V113H28V115H32ZM43 113V112H42ZM41 113V115H43ZM75 113V114H76ZM94 113V112H93ZM92 112H91V114H92V116L94 115ZM103 113V112H102ZM102 113H101V116H102ZM10 114V113H9ZM13 114V113H12ZM20 115H21V113H19ZM44 114V115H45ZM80 114V113H79ZM90 114V115H91ZM99 114V113H98ZM122 114V113H121ZM208 114V115H209ZM228 114H229V112H228ZM227 114V115H228ZM257 114H258V116H257ZM16 115V114H15ZM40 115V116H41ZM50 115V117H49V120L51 119V117H52V119H55L53 116H51V114H49ZM49 115H47V116H49ZM53 115H55V114H53ZM56 115H57V113H56ZM55 115V116H56ZM58 115H59V112H58ZM57 115V118H59L60 120L62 119L60 116H58ZM97 115V114H96ZM96 115H94V117H95V119H96V117H100V115H98V116H96ZM105 115V114H104ZM123 115V114H122ZM129 115V116H130ZM163 115H164V113H163ZM208 115H206V116H208ZM221 115V114H220ZM226 115V111H225V113H224V116ZM230 115H232V114H230ZM249 115H251V114H249ZM11 116H13V115H11ZM23 116V115H22ZM37 116V115H36ZM109 116V115H108ZM111 116V115H110ZM169 116V115H168ZM229 116V115H228ZM227 116V117H228ZM19 117V116H18ZM18 117L17 118H14V116L13 117H11V119L13 120H15L14 122H16L17 121V124H19L18 123ZM26 118H27V115L25 116ZM30 117H32V116H30ZM30 117H28V120H30L29 118ZM33 117H34V115H33ZM42 117V116H41ZM44 117V116H43ZM64 117V116H63ZM68 119H69V116L67 115L66 116ZM76 117H78V116H76ZM90 117V116H89ZM94 117H93V119H94ZM111 117H113V116H111ZM126 117V116H125ZM124 117V118H125ZM139 117H140V119H139ZM209 117V116H208ZM207 117V118H208ZM221 117H223V114H222V116ZM226 117V116H225ZM234 117V116H233ZM5 118V117H4ZM21 118H24V116L23 117H21ZM26 118H24L25 120H27ZM67 118H65L64 117V119L66 120V122L65 123H67L71 118H73L72 116H71V118L68 120ZM75 118V117H74ZM81 118V117H80ZM105 118H106V116H105ZM104 118V119H105ZM108 118V117H107ZM164 118V117H163ZM10 119V117L8 118V120H10V121H8L9 123L10 122H12V120ZM33 119V118H32ZM51 119V120H52ZM59 119H57V121H58V125L57 126H59L60 124L59 123H61L60 121H59ZM63 119V120H64ZM76 119V118H75ZM75 119H73L74 121H75ZM78 119H79V117H78ZM90 119H91V121H90V124L93 122L94 124H96V122L97 121H99V119H97V120H93L92 119V117H90ZM112 119V118H111ZM257 119V120H258ZM263 119H264V116H263ZM20 120V119H19ZM22 120V119H21ZM38 120V119H37ZM56 120V119H55ZM68 120V121H67ZM129 120V119H128ZM167 120H169V118H167ZM223 120V119H222ZM226 120V119H225ZM262 120V119H261ZM2 121L4 122V119H2L1 120V124H2ZM6 121V120H5ZM24 121V120H23ZM33 121V120H32ZM71 122H72V119L70 120ZM70 121H69V123H70ZM102 121H104V120H102ZM218 121H219V119H218ZM227 121V120H226ZM230 121V120H229ZM36 122V121H35ZM38 122H39V120H38ZM51 122V124H57V122L56 121H54L55 123H53V121H50ZM75 122H77L76 123V125L77 124H79L78 123V121H75ZM79 122H80V120H79ZM100 122V121H99ZM247 122H245V123H247ZM259 122V121H258ZM25 123V122H24ZM28 123V122H27ZM74 123V122H73ZM81 123H82V121H81ZM86 123V122H85ZM88 123V122H87ZM92 123V124H93ZM98 123V122H97ZM131 123V122H130ZM220 123V121L217 123V124H219ZM245 123H244V125H245ZM7 124V123H6ZM15 123H10L9 125H14ZM29 124V123H28ZM40 124H42V123H35V125H39L40 127H41V125ZM89 123H88V127L89 126H91ZM231 125H232V121H231V123H230ZM238 124V125H237ZM21 125V123L19 124V126ZM64 125V124H63ZM67 125H69V124H67ZM71 126H73V125H75V124H70ZM82 125V124H81ZM86 125V124H85ZM114 125V124H113ZM132 124H130V126H131ZM8 126V125H7ZM43 127L45 126V128L47 129V127H46V125H42ZM48 126V125H47ZM51 126V125H50ZM53 126V125H52ZM61 126V125H60ZM65 126H66V124H65ZM64 126V127H65ZM78 126H80V124L78 125ZM84 126V125H83ZM121 126H122V124H121ZM120 126V127H121ZM125 126V125H124ZM124 126H122L123 128H124ZM252 126V127H253ZM3 126H1L0 127V130L2 129L3 130V128H2ZM35 127V126H34ZM38 127V126H37ZM43 127H41V128H43ZM62 127V126H61ZM67 127H70V126H66L65 127V129L67 128ZM77 127V126H76ZM85 127V126H84ZM84 127H83V129L82 130H84ZM92 127V126H91ZM118 127V126H117ZM127 127V126H126ZM14 128V127H13ZM12 128V129H13ZM21 126H20V128L18 127V129H19V131L21 130ZM59 128V127H58ZM71 128V127H70ZM81 128V127H80ZM129 128V127H128ZM133 128V127H132ZM248 128V127H247ZM14 129H16V130H18L17 129V127L16 128H14ZM23 129V128H22ZM44 129V128H43ZM49 129V128H48ZM52 129V128H51ZM73 129H74V126H73ZM78 128H76V130L74 129V131H76V133H74V131L73 132H71V134L72 133H74V137L72 136V135H70V134H68L67 132V130L65 131L68 135H66L67 137H66V139L69 137V139H70V137L72 138L71 139V141L70 140H68V141H70L71 143H73L72 145H71V148L72 149H70L71 151H69V147H70V145H68V148H66L65 150H62V152L63 151H65V155H66V157L68 158V156H70V154H71V158L72 159H74L75 157H72V155H73V153H70V152H73V150L75 149V150H77L76 148L78 147V145H79V143H78V145H77V143L76 142H78L77 140H79L78 138H81V136L80 135H83V132L85 133L84 134V136L82 137V139L85 137V138H87L88 140H87V142H89V139L91 140V144H92V141H94V139H96L95 137L96 136H94L95 134H97L96 132H95V134L94 135H91L90 137H89V135H90V132H92V130L89 132V133H86V129H85V131H83V132H80L79 131V129L77 130ZM115 129H116V127H115ZM119 129H121V128H119ZM126 129V132H128L127 130V128H125ZM249 129V128H248ZM37 130H38V128H37ZM41 130V129H40ZM81 130V129H80ZM130 130V129H129ZM130 130V131H131ZM247 130V129H246ZM251 130V129H250ZM3 131H8V130H5V128H4V130ZM23 132H24V130H22ZM60 131H61V129H60ZM71 131V130H70ZM79 131V132H78ZM87 131H89L88 129H87ZM117 131V133H118V131L119 130H116ZM253 131V130H252ZM1 132V131H0ZM54 132V131H53ZM56 132V131H55ZM55 132H54V134H55ZM64 132V131H63ZM77 132H78V134H77ZM131 132V134H133ZM247 132V131H246ZM82 133V134H81ZM124 134H125V132H123ZM129 133V132H128ZM127 133V135H125V136H128L129 134ZM139 133V132H138ZM7 134H8V132H7ZM23 134V133H22ZM21 134V135H22ZM77 134V135H76ZM80 134V135H79ZM92 134V133H91ZM99 134V133H98ZM121 134H122V132H121ZM121 134H120V131H119V135L117 134V136L118 137H120L121 138ZM123 134V135H124ZM131 134H130V136H131ZM249 133H247L246 135H248ZM3 135V134H2ZM20 135V134H19ZM19 135H17V137H19ZM24 135H26L27 136V134H24ZM55 135H57V137H58V131H57V133L55 134ZM53 136V137H56V136ZM103 135V134H102ZM101 135V136H102ZM135 135V134H134ZM4 136V135H3ZM3 136L1 137L2 138V141L4 140V138H3ZM61 136V135H60ZM77 136V137H76ZM104 136V135H103ZM102 136V137H103ZM109 136V135H108ZM114 135H112V137H113ZM147 136V137H146ZM249 136V135H248ZM6 138H5V140H9V139H7V136H5ZM9 137V136H8ZM29 137V136H28ZM57 137H56V139H57ZM62 137V136H61ZM105 137V136H104ZM107 137V136H106ZM105 137V138H106ZM124 137V136H123ZM140 137V134H139V138H141ZM247 137V136H246ZM59 138V137H58ZM105 138H102L101 140L102 141H106V139ZM120 138H116V137H114V141L117 139V141L119 140L120 141ZM145 138L143 139V141H142V139H141V141H142V143L144 142V140H145ZM17 139V138H16ZM15 139V142L17 143V144H15L14 143V141L11 143V145L12 146H15V145H20V147H22V145L23 144H19V143H22V141L20 140V142H17V140ZM42 139V138H41ZM62 139H64L63 137H62ZM263 139V138H262ZM108 140V139H107ZM130 140H131V138H130ZM151 140H152V142H151ZM10 141V140H9ZM19 141V140H18ZM24 141V140H23ZM45 141H46V139H45ZM48 141V140H47ZM58 141H60V139H58ZM58 141L57 140H55V144H56V142L58 143ZM81 141V140H80ZM116 141V143L114 142V144H117V143H119V141L117 142ZM7 142V141H6ZM11 142V141H10ZM9 142V143H10ZM28 142V141H27ZM41 142V141H40ZM43 142H44V140H43ZM49 142V141H48ZM47 142V143H48ZM61 142V141H60ZM59 142V144H61ZM82 142H84V140L82 141ZM87 142H84L83 143V145L85 144V143H87ZM108 142V141H107ZM110 142H113V141H110ZM2 143H5V141H3ZM1 143V144H2ZM8 143V142H7ZM9 143H8V145H9ZM36 143V142H35ZM45 143V142H44ZM51 143V142H50ZM74 143H76V144H74ZM103 143V142H102ZM102 143H101V145H102ZM145 143V144H144ZM143 143V145H144V151H145V159H147L146 158V155L148 154V152H147V144H148V142H144ZM181 143V142H180ZM183 143H185V142H183ZM15 144V145H14ZM38 144V143H37ZM53 144V143H52ZM59 144H57L58 146H59ZM68 144H69V142H68ZM88 144H90V143H88ZM88 144H86V145H88ZM95 144V143H94ZM113 144V145H114ZM8 145H6L5 147H7ZM29 145V144H28ZM66 144H62V145H60V146H65ZM96 145H98V142H97V144H95L94 146L96 147ZM99 145H100V142H99ZM130 145V141H129V137L127 138H125L124 137V139L122 138L121 139V142L119 143V144H117V148H116V146H115V148L113 147V150L115 151L116 149V152H114L113 154H114V157H113V165H109V166H113V172L116 170V171H119V168L123 165L124 166V172L123 173H121L120 174V176H118V175H112L111 177H113V186L112 185H110V186H112V193H113V201H111V203H110V201L109 202H107V201H105V200H102L101 198H99L100 196H98V195H96L97 197H95V196H93V198L95 197V198H99L100 199V201H99V199H97V202L95 203V201L94 200H96V199H94L93 200V203H92V207H93V205H94V203H95V206L91 209L90 208V210H89V208H88V211L86 210V209H84L85 210V212H81L82 210L81 209H83L84 207H83V204H82V202H83V200H82V202H81V199L83 198L82 196H81V199H80V195H82L83 193H85V191H84V186L85 187H87L88 185V182L85 180V179H82V178H84L85 176H88L87 175V171H89V168H88V170L86 171H81V170H79V173H80V171L82 172V173H80L79 174V176L76 178V176H77V174H78V172L76 171V164H75V166L73 167L72 166V168H75V171L77 172V173H75V172H73V171H71V172H73V174H71V177H73V183H78V180L80 179L81 180V182L80 183H82L84 180H85V182L87 183V184H85V185H83V184H75V187H74V189L72 188V182H70V186H71V188H70V190H69V192L68 193H70L71 191H73V190H75V191H78L77 193H79V194H75V205H82V206H77V207H74V205H69L68 206V201H67V199H64L63 200V198H65V197H62V196H64L63 195V193H64V191L67 193V191H68V189H65L64 187V189L62 188L61 189V191L60 192H63L62 194L61 193H59L60 195H62L61 197H62V202H60L59 201V204L58 205H55V204H50L49 206L50 207H52V206H54V207H52V209L49 207V206H47L48 208H50V210H44V212L47 214V213H49L48 215H49V218H47L48 216L47 215H43L44 217H46L45 219H44V221L42 220L41 222H39V227H42L43 229L44 228H46V229H48L50 232H48V234H42L41 233V231H39L41 228H39L38 227V225H37V222L38 221H40L41 219H39V218H37L39 215V213H35V214H33V216L35 215V220H37V219H39V220H37V222H35L33 219H29V220H33L35 223H36V225H37V227H38V230H36V229H33V226H32V222L30 223L31 225H28L27 223H29L27 220L28 219H26V221H27V223H26V225H25V223H23L22 225H20V223H22L23 222V220H21L22 222H20V223H18V220H17V218L19 217L18 215L20 214H18L16 217H14V212L11 214L12 216H10L9 214H7V218L6 217H4L2 214L3 213H1L0 212V214L2 215H0V264H64V262L66 263H70V264H120L121 262L119 261V259H121V261H128V263H129V261H131V259H133L135 256H136V254H135V256L133 257V252H135V250L134 251H132V249H134V248H136L137 249V247H139V248H141V247H147L146 245H147V243H150L152 246H153V244L155 243V246L157 245V242L159 241H161V242H164V240L166 239V238H169V237H167L168 236V234H166V231L168 230H166V228H167V225L166 224H168L167 222H166V220H165V217L166 216H164V214H163V218H161V216L159 215V221L162 219V225H163V228L159 231V232H163L162 234H159V235H162V236H156V237H158L159 239L161 238L162 240H159V239H157L158 241H156V242H154V241H145V240H141V238H140V236H141V234L143 233V231L145 230L144 229V227L146 228V226L149 224L148 222L150 221L149 219H150V217L151 216H153L152 214H151V216H148L149 214H148V207H149V205H147L148 203H146L147 202V200L146 201H144L145 199H146V196L147 195H145L144 197H145V199L142 197L143 195H144V193L145 192H147V190L145 189V187L142 185V184H139V182L141 183L142 181H144L146 178H148V176H149V178H153V175H157L158 174V172H156V174L154 173L155 171H153V170H148V168H145L146 166H143V165H138V169L135 167V169L136 170H138L139 171V174H140V176H137V177H139V179L138 180H140L139 182L136 180V182H138L137 184H139V185H137L138 186V188H136L135 189V182H134V179H132V178H136V175H139L137 172H135L134 171V168H133V166H134V164L133 165H131L132 166V168H131V166H130V164H129V158L131 157V154H129V153H131V149L129 150V147L131 146H129ZM154 145H155V142H154ZM153 145V146H154ZM184 145H186V144H183V146ZM188 145V144H187ZM18 146L16 147L19 151H20V149L18 148ZM25 146V145H24ZM23 146V147H24ZM45 146V145H44ZM50 146H51V144H50ZM53 146V145H52ZM59 146V147H60ZM107 146V145H106ZM152 146V144H150V145H148V147H150V148H152L151 147ZM182 146V145H181ZM183 146H182V148H183ZM0 147H2V145L0 146ZM3 147H4V145H3ZM4 147V148H5ZM29 147V152L30 151H33V149L31 150V148H30V145L28 146ZM48 145L46 146V147H44L47 151H50L49 149H48ZM59 147H58V149H59ZM67 147V146H66ZM80 147H81V145H80ZM79 147V148H80ZM93 148V149H95V151H96V149L97 148ZM101 149H102V146H99ZM98 147V148H99ZM185 148H188V147H186V146H184ZM241 147H243V145L241 146ZM245 148H247L246 146H244ZM244 147H243V149H244ZM252 147V146H251ZM2 149V152H1V150H0V152L1 153H3V154H6L5 152H8V151H6V149ZM12 148V147H11ZM16 148L14 147L13 148V150L15 149L16 150ZM25 148L26 149H28L27 148V145L25 146ZM57 148V147H56ZM65 148V147H64ZM103 148H105V144L103 145ZM184 148V149H185ZM253 148V147H252ZM10 149V148H9ZM36 150H37V148H35ZM42 149V151H43V148H41ZM57 149V150H58ZM68 149V150H67ZM106 149H107V147L104 149L105 151H106ZM109 149V148H108ZM107 149V150H108ZM153 149V148H152ZM255 148H253V149H251V150H254ZM256 149H258V148H256ZM3 150H5L4 152H3ZM8 150V149H7ZM11 150V149H10ZM24 150V149H23ZM36 150H34V151H36ZM40 149H38V151H39ZM74 150V151H75ZM80 150H82V148L80 149ZM80 150H77V153H78V156H77V158H79V151ZM249 151V153H248V157H249V159L247 160L246 158H248V157H243L242 155H240L241 157H243V158H241V160H242V162H240V160H238L239 158V156L237 157V160H238V162L237 163H241V168H240V165H239V168H238V165H237V173H236V176H235V174H234V172H232L233 173V175L235 176V177H230L229 178V180L230 179H232V180H234L233 178H240V177H242V178H244V179H242V180H245V184H244V187L242 188V185L240 184V181H238V180H240V179H236L235 181H230V182H232V183H235V184H233V185H228V184H226V185H228V186H233V191H235L236 193L234 194V196L237 198V200L236 201H238L239 202V204H240V207L242 208L243 207V205H244V207H243V211L241 210V211H239L238 209H236L237 210V212L236 211H228V214H226V217H228V218H226V222L227 221H229V222H231L233 225H235V227H238V229H242V230H244V231H246V233L243 235V234H241V236H237V238L232 242L233 244H239L240 242L244 245L245 243L247 244V251H250V252H253V251H257V252H259V255L261 256V254H262V256H261V258H260V260L257 262V261H254L253 260V264H264V222H263V213H261V215H262V217L260 216V212L262 211H260L259 210V208H261V206H259V204L261 203V205H262V203H263V201H264V199L262 200V196L258 193L262 188H264L263 186L262 187H260L261 186V184H262V182H263V177H264V150H263V153H262V155L260 156V154H258L259 152H260V150H259V152H257L258 150H256V152H254V154H253V151ZM262 150V149H261ZM17 151V150H16ZM28 151V150H27ZM26 151V154H28V156H29V152H27ZM41 151V150H40ZM59 151H61V149L59 150ZM68 151H69V155H68ZM99 151H100V154L101 155H103L102 153H104L105 151H101L100 149H99ZM109 151V150H108ZM130 151V152H129ZM242 151H244V150H242ZM255 151V150H254ZM12 152V151H11ZM10 152V153H11ZM21 152V151H20ZM25 152V151H24ZM37 152V151H36ZM51 152V151H50ZM53 152V151H52ZM51 152V153H52ZM56 153H57V151H55ZM55 152H54V157L57 159V157H59V158H62L61 157V154L58 152V154H59V156H57L56 157V154H55ZM111 152V151H110ZM189 152V153H188ZM240 153H242L241 151H239ZM9 153V152H8ZM8 153H7V156H8ZM10 153H9V155H10ZM15 153H19V152H15ZM41 153H45L46 154V151L45 152H41ZM41 153H39L38 154V152H37V154H36V156H40V154ZM75 153V155H77L76 154V151L74 152ZM109 153V152H108ZM173 153H175V155L173 154ZM13 154V156L12 157H10V158H13L15 155H14V153H12ZM20 154V153H19ZM18 154V155H19ZM21 154H24V153H22L21 152ZM25 154V155H26ZM53 154V153H52ZM57 154V155H58ZM64 154H62L63 155V157H64ZM92 154V153H91ZM110 154V153H109ZM186 154H188L189 156H190V154L192 155V154H194L192 151L190 152L189 150L186 152ZM246 154V153H245ZM31 155V154H30ZM34 154H33V152H32V156H33ZM41 155H43V154H41ZM48 154H46L45 156H47ZM51 155V154H50ZM50 155H48L49 157H50ZM96 155V154H95ZM4 156V155H3ZM6 156V155H5ZM6 156V157H7ZM24 156V155H23ZM22 156V157H23ZM35 156V155H34ZM44 156V159L42 158L41 159V157H39L40 158V161L42 160V162H40L41 164H43V165H45L44 163H46V161L49 159L50 161H51V158H46ZM52 157H53V155H51ZM74 156V155H73ZM84 156V155H83ZM99 156V155H98ZM112 156V155H111ZM130 156V157H129ZM176 156V157H175ZM187 156V155H186ZM188 156V157H189ZM256 158H255V157ZM21 157V158H22ZM43 157V156H42ZM65 157V158H66ZM81 157H82V155H81ZM96 157H97V155H96ZM103 157V156H102ZM101 157V158H102ZM175 157V158H174ZM187 157V158H188ZM192 157V156H191ZM191 157H189L191 160L194 158V156L191 158ZM0 158H2V157H0ZM20 158V157H19ZM20 158V159H21ZM24 158V157H23ZM28 158V157H27ZM47 160H46V159ZM59 159L60 160V162H62V169L66 166V163L69 161V159H70V157L68 158V159ZM76 158V159H77ZM98 158H100V157H98ZM110 158V157H109ZM112 158V157H111ZM177 158H179V156L177 157ZM182 158V159H181ZM181 158H179V159H181L182 161H183V159H184V162L185 161H187L188 162V160H189V158H188V160H187V158L186 157H181ZM185 158H186V160H185ZM6 159V158H5ZM4 159V161L7 163L8 161L7 160H5ZM8 159V158H7ZM25 159V158H24ZM71 159V160H72ZM76 159H74L75 161H78V160H76ZM243 159H244V161H243ZM246 159V160H245ZM10 160H12V159H10ZM15 160H16V158H15ZM27 160V159H26ZM39 160V159H38ZM46 160V161H45ZM48 160V161H49ZM74 160H72V161H74ZM85 160V159H84ZM86 160H88V159H86ZM101 160V159H100ZM105 160V159H104ZM141 161L140 162H143V160H144V157H143V160L142 159H140ZM180 160V161H181ZM12 161H14V159L12 160ZM11 161V162H12ZM18 161V160H17ZM16 161V162H17ZM47 161V162H48ZM52 161H53V159H52ZM51 161V162H52ZM71 161V162H72ZM90 160H88L87 162H89ZM93 161V160H92ZM96 161V160H95ZM97 161H99V160H97ZM145 161V160H144ZM181 161V163H183ZM16 162H14V165L15 164H17ZM24 163H25V161H23ZM22 162V163H23ZM27 162V161H26ZM28 162H30V161H28ZM34 162V161H33ZM59 161H56V163H58ZM78 162H80V161H78ZM83 162V161H82ZM21 163V162H20ZM36 163H38V162H35V165H36ZM54 163H55V161H54ZM83 163H85V162H83ZM97 163V162H96ZM1 164V163H0ZM9 164H10V162H9ZM12 164V163H11ZM10 164V165H11ZM39 164V163H38ZM40 164V165H41ZM47 164V163H46ZM100 165V163H97V165ZM103 164V163H102ZM142 164H144V163H142ZM151 164V163H150ZM20 165V166H19ZM22 165H24V164H22ZM22 165L21 164H19L18 163V168L20 167V170H21V167H22ZM28 165V164H27ZM34 165V164H33ZM40 165H38V169H39V166ZM42 165V166H43ZM51 165V164H50ZM61 165H59L58 164V166H61ZM68 165L70 166L71 164L68 162ZM67 165V166H68ZM86 165V164H85ZM90 165H92L91 163H90ZM136 165V166H137ZM145 165V164H144ZM1 166V165H0ZM4 166V165H3ZM9 166V165H8ZM15 166H17V165H15ZM52 166H57L56 164H53L52 163ZM57 166V167H58ZM93 166V165H92ZM108 166V165H107ZM156 166V165H155ZM12 167H13V169H12V171H13V173L10 175L11 177H13L14 176V178L16 179V177H17V179L19 178L18 176L20 175L19 173H20V171L19 170H16V169H18L17 167L14 169V166L12 165ZM12 167H8V169L6 168L5 170H9V169H11ZM45 167H47V168H49L48 166H46L45 165ZM54 167V168H56L55 169V171H54V169H51V167L49 168V169H51V170H53L54 171V173L56 172L57 174H56V176L58 175V172L59 173H61V171H59L60 169H61V167ZM91 167V166H90ZM210 167L212 168V166L210 165ZM221 167V166H220ZM4 168V167H3ZM1 169V167H0V173H1V171L3 172H5V170L4 169ZM27 168V167H26ZM34 168H36V167H34ZM44 167H42L41 168V170L43 169ZM53 168V167H52ZM60 168V169H59ZM78 168V167H77ZM80 168V167H79ZM100 168V167H99ZM110 168V167H109ZM122 168V167H121ZM158 168V167H157ZM175 168V167H174ZM178 168V169H179ZM229 168V167H228ZM65 169V168H64ZM80 169H83V166L80 168ZM102 169H104V168H100V169H98L99 171H98V173H101L100 172V170L102 171ZM179 169V170H180ZM222 169V168H221ZM221 169H220V171H221ZM14 170H15V172H14ZM31 170H32V168H31ZM44 170V174L45 173H47V171H48V169H47V171L45 172V170L46 169H43ZM74 170V169H73ZM93 170V169H92ZM121 170V169H120ZM174 170V169H173ZM175 170H177L176 168H175ZM213 170V169H212ZM227 170V169H226ZM229 170V169H228ZM19 173H18V172ZM30 171V170H29ZM40 171V170H39ZM52 171V172H53ZM62 171H64V170H62ZM91 171V170H90ZM90 171H89V173H90ZM107 171V170H106ZM181 171V170H180ZM218 171H219V169H218ZM219 171V172H220ZM3 172V173H4ZM9 172V171H8ZM17 172V173H16ZM23 172V171H22ZM31 172V171H30ZM42 172V171H41ZM66 172V171H65ZM122 172V171H121ZM134 172L136 173V175L134 174ZM214 172V171H213ZM3 173H1L0 174V176H2L3 175ZM7 173V172H6ZM6 173H4V174H6ZM10 173H11V171H10ZM15 173H16V175H15ZM31 173H34V172H31ZM31 173H29L31 176H33V174H31ZM38 174H39V172H37ZM43 173V172H42ZM50 173H51V171H50ZM53 173V174H54ZM95 173V172H94ZM97 173V174H98ZM102 173H104L103 171H102ZM112 173V172H111ZM226 173V172H225ZM224 173V174H225ZM231 173V172H230ZM8 174V173H7ZM7 174H6V176H7ZM17 174H18V176H17ZM23 174L24 173H22V175L21 176H23ZM219 174V173H218ZM217 173H215L214 175H213V179H215L216 178V175H218ZM228 174V173H227ZM25 175V174H24ZM30 175H29V179H30ZM46 175V174H45ZM66 175V174H65ZM92 175H93V172H92ZM91 174H90V177L92 176ZM95 175V174H94ZM93 175V176H94ZM102 175V174H101ZM107 175V176H106ZM106 175H104V176H106L105 178H107L108 177V174L106 173ZM135 177H134V176ZM152 175V176H151ZM226 175V174H225ZM5 176V175H4ZM16 176V177H15ZM38 176V175H37ZM47 176V175H46ZM54 176V175H53ZM60 176V175H59ZM68 176V175H67ZM103 176V177H104ZM110 176V175H109ZM115 176H117L116 178H114ZM133 176V177H132ZM151 176V177H150ZM159 176V175H158ZM230 176H231V174H230ZM8 177H9V174H8ZM11 177H9L8 179L10 180V183H11ZM25 177H26V175H25ZM34 177V176H33ZM32 177V178H33ZM45 177V176H44ZM43 177V178H44ZM70 177V178H71ZM102 177V178H103ZM111 177H109V179H111ZM13 178V179H14ZM23 177H21V179H22ZM28 178H26V179H28ZM35 178V177H34ZM39 178L41 179V176H39ZM38 178V179H39ZM60 178V177H59ZM59 178L57 179V177L56 178H52V181H53V179H56V180H59ZM69 178V179H70ZM148 178V179H149ZM155 178V177H154ZM222 178V177H221ZM0 179H3V180H6L7 178H5L4 179V177L3 178H1L0 177ZM12 179V180H13ZM15 179L13 180L14 181V183H13V185L16 183L17 185L16 186H18L19 187V185H18V183H19V181H17V179H16V181H15ZM28 179V180H29ZM36 179V181H37V178H35ZM45 179L47 180V179H49V178H46L45 177ZM44 179V180H45ZM68 179V177H67V181L69 180ZM108 179V178H107ZM133 181H132V180ZM142 179H144V180H142ZM148 179H147V181H148ZM156 179V178H155ZM223 179V178H222ZM225 179H226V181L228 182L229 180H228V177L226 176L225 177ZM9 180H7L8 182H9ZM19 180H20V178H19ZM28 180H26V181H28ZM31 180V179H30ZM28 181L29 183H31V181ZM45 180V181H46ZM55 180V181H56ZM79 180V181H80ZM83 180V181H82ZM96 180V179H95ZM98 180V179H97ZM102 180V179H101ZM6 181V182H7ZM12 181V182H13ZM21 181V180H20ZM25 181V182H26ZM33 181H34V179H33ZM38 181H40V180H38ZM105 181H107V180H105ZM131 181H132V183L134 184V187H133V185L131 184ZM146 181V180H145ZM146 181V182H147ZM174 181H176V180H174ZM220 181H222L223 182V180H220ZM237 181V182H236ZM261 181V182H260ZM21 182H23V181H21ZM20 182V183H21ZM27 182V183H28ZM47 182V181H46ZM51 182V181H50ZM57 182V181H56ZM55 182V183H56ZM108 182H110V181H108ZM108 182H106V183H108ZM145 182V183H146ZM189 182V181H188ZM222 182H221V185H222ZM4 183H5V181H4ZM4 183H3V185H4ZM27 183H25L26 185H27ZM42 184L43 182H39V184ZM89 183H90V181H89ZM92 183V182H91ZM90 183V184H91ZM94 183V182H93ZM92 183V184H93ZM143 184H145L144 182H142ZM22 184V183H21ZM90 184H89V187H91L90 186ZM111 184V183H110ZM148 183H146V185H147ZM175 184H176V182H175ZM174 184V185H175ZM188 184V183H187ZM239 184L241 185V187L239 186ZM6 185H9L10 186V184H6ZM13 185L11 186V187H13ZM25 185V186H26ZM61 185H63V184H61ZM69 185V184H68ZM67 185V186H68ZM97 185V184H96ZM106 185V184H105ZM145 185V186H146ZM160 185V184H159ZM210 185V183H208V186ZM221 185H218L217 184V187H214V189H215V192L219 189V188H221V187H218V186H221ZM260 185V186H259ZM28 186V185H27ZM25 187V188H28V190H29V187ZM29 186H34L33 185V183H31V185H29ZM36 186H37V184H36ZM66 186V188H68ZM103 186V185H102ZM136 186V187H137ZM93 187V186H92ZM92 187L91 188H88L87 187V189H91V192H93L92 191ZM95 187V186H94ZM93 187V188H94ZM109 187V186H108ZM226 187V186H225ZM260 187V188H259ZM5 188V187H4ZM13 188H15L16 189V187L14 186ZM13 188H9L10 189V191H8L9 189L8 188H6V189H4L3 191H5V190H7L6 192H3V194L4 195H2V193H1V195L2 196H6V193H7V196H9L10 198H13L14 199V196H13V194L11 193V190H15V189H13ZM175 189H174V191H176V186L174 187ZM207 188V187H206ZM230 190V193H231V191H232V189L230 188V187H228ZM242 188V189H241ZM1 190H0V192L2 191V189L3 188H0ZM24 189V188H23ZM32 189V188H31ZM30 189V190H31ZM44 189V188H43ZM87 189H85V190H87ZM109 189H111V188H109ZM204 189H205V187H204ZM213 189V188H212ZM213 189V190H214ZM222 189V188H221ZM235 189V190H234ZM63 190V191H62ZM67 190V191H66ZM95 190V189H94ZM228 189L227 188H225V189H223V191H222V195L223 196H225L227 193H226V191H227ZM263 191H264V189H262ZM12 191V192H13ZM26 191H27V189H26ZM32 191V190H31ZM75 191L74 192H72L73 194L75 193ZM89 191L90 190H88L87 192L89 193ZM108 191H110V190H108ZM172 191V190H171ZM200 191V190H199ZM201 191H203V190H201ZM200 191V192H201ZM220 191V190H219ZM10 192V193H9ZM25 192V191H24ZM30 192V191H29ZM44 192V191H43ZM43 192H42V195H45V194H43ZM83 192V193H82ZM167 192V191H166ZM197 192V191H196ZM212 192V191H211ZM228 192V191H227ZM261 192V191H260ZM15 193V192H14ZM19 193V192H18ZM26 193H28V192H26ZM26 193H24L23 195L25 196L26 195ZM32 193V192H31ZM45 193V192H44ZM96 193V192H95ZM98 193V192H97ZM107 193H109V192H107ZM107 193H105V194H103V193H101V194H103L104 196L107 194ZM168 194H167V199H165V200H167L168 202H171V204H172V207L171 208H169L168 210H167V208L165 209V207H166V203H164L165 205H162L163 207H164V209L163 210H161V212H164L165 210L169 213L168 215L170 216L169 218H170V220H171V230H173V231H175L176 230V228H177V230H178V228H180L178 231H180V230H183V232H184V234H185V232L187 231L186 229H184L183 227H187V226H185V224H187L186 223V221L184 220L182 223L180 222V220H179V217H182L185 213H184V211L185 210H183V208H182V210H183V215H180L179 216V214L177 213V212H179L178 210L176 211V209H179V208H176L178 205L180 206L181 205V203L180 202H177V200L178 199H176V202H175V198H173V194L171 193V192H167ZM176 192H174V194H175ZM214 193V192H213ZM219 194H220V192H218ZM238 193V194H237ZM263 193V192H262ZM30 194V193H29ZM65 194V193H64ZM72 194V195H73ZM86 194V193H85ZM91 194V193H90ZM147 194V193H146ZM215 194H217V193H215ZM229 194V193H228ZM237 194V195H236ZM17 195V194H16ZM16 195H15V197H16ZM66 195H68V194H66ZM71 195V194H70ZM71 195V196H72ZM86 195H88V194H86ZM95 195V194H94ZM102 195V196H103ZM209 195V194H208ZM213 195V194H212ZM211 195V196H212ZM229 195H231L232 196V194H229ZM263 195H264V193H263ZM22 196V195H21ZM21 196H19L20 197V199L18 198L17 200L18 201H20L21 200ZM38 196V195H37ZM56 196V195H55ZM55 196H53V197H55ZM84 196V195H83ZM91 196H92V194H91ZM91 196L90 195H88V196H86L87 198L86 199H88V200H91ZM101 196V197H102ZM106 196H108V194L106 195ZM219 196V195H218ZM233 196V197H234ZM43 197V196H42ZM46 197V196H45ZM58 198H59V196H57ZM57 197H55V198H57ZM85 197V196H84ZM166 197V196H165ZM196 197H199V194H198V196L196 195ZM209 197V196H208ZM234 197V198H235ZM253 199H252V198ZM2 198V197H1ZM5 198H7V197H5ZM10 198H8V199H10ZM24 198H27V196H25V197H23L22 196V199H24ZM31 198V197H30ZM39 198H41L40 196L38 197V199ZM92 198V199H93ZM104 198V197H103ZM106 198V197H105ZM194 198V197H193ZM207 198V197H206ZM212 198V197H211ZM210 198V200H212V199H214V198H212L211 199ZM216 198H217V196H216ZM235 198V199H236ZM3 199V198H2ZM72 199V198H71ZM108 199H109V197H108ZM144 199V200H143ZM201 198H199L198 199V201L200 200ZM245 199L247 200H249L247 203V205H245L246 203H245ZM16 200V198L14 199V201H17ZM24 200H26V199H24ZM23 200V201H24ZM29 200V199H28ZM87 200V201H88ZM107 200V199H106ZM162 200H164V199H162ZM204 200L206 201L207 199H205L204 198ZM203 200V201H204ZM253 202H252V201ZM3 201H4V199H3ZM13 201V202H14ZM18 201H17V203H15L16 205L18 204ZM41 201H43V200H41ZM52 201V200H51ZM55 201V200H54ZM54 201H53V203H54ZM57 201V200H56ZM144 201V202H143ZM157 201H160V200H157ZM156 201V202H157ZM196 202L197 204L199 203V202ZM204 201V202H205ZM207 201H209V198H208V200ZM217 201V200H216ZM250 201L252 202V204L250 203ZM29 202V201H28ZM28 202H26V203H28ZM44 202V201H43ZM113 202V203H112ZM161 202V201H160ZM159 202V203H160ZM211 201H209L208 203L209 204H211L210 203ZM213 202H215V199H214V201ZM3 203V202H2ZM20 203V202H19ZM25 203V205H27ZM41 203V202H40ZM45 203V202H44ZM67 203V204H66ZM84 203V202H83ZM86 203V202H85ZM84 203V204H85ZM145 203V204H144ZM162 203V202H161ZM161 203L158 205V203H156V205H158V206H160L161 205ZM175 203H177V206H176V204ZM179 203V204H178ZM195 203V204H196ZM207 203V204H208ZM237 203V202H236ZM12 204V203H11ZM30 204V203H29ZM28 204V207L31 205H29ZM74 204V203H73ZM170 204V203H169ZM168 204V205H169ZM193 204V203H192ZM213 204V203H212ZM14 205V204H13ZM20 205V204H19ZM24 205V204H23ZM23 205H21V206H23ZM33 205V204H32ZM52 205V206H51ZM85 205H88L87 203L85 204ZM144 205H147V207H144ZM182 205H183V203H182ZM181 205V206H182ZM185 205H187V204H185ZM185 205H183V206H185ZM206 205V204H205ZM4 206V205H3ZM12 206V205H11ZM73 206V208L74 209H72V208H70V207H72ZM89 206V205H88ZM189 207H187V206H185V207H187V208H190V205H188ZM193 206V205H192ZM204 206V205H203ZM202 206V207H203ZM208 206V205H207ZM1 207V206H0ZM6 207V206H5ZM27 207V208H28ZM35 207V206H34ZM44 207V206H43ZM80 207H83V208H81L80 210H77V208H80ZM89 207H91V206H89ZM157 207V206H156ZM162 207V208H163ZM168 207V206H167ZM206 207V206H205ZM2 208V207H1ZM8 208H9V206H8ZM24 208H25V206H24ZM24 208H20V211H21V209H22V212L24 211L23 209ZM30 208V207H29ZM87 208V207H86ZM147 210H146V209ZM155 208V207H154ZM160 208H161V206H160ZM160 208L158 209L159 211H160ZM161 208V209H162ZM180 208V209H181ZM187 208H185L186 210H187ZM207 208V207H206ZM205 208V209H206ZM11 209V211H12V209L13 208H9L8 210H10ZM19 209V208H18ZM43 209V208H42ZM179 209V210H180ZM205 209H204V211H205ZM3 210H4V208H3ZM26 210V209H25ZM29 210V209H28ZM31 210V209H30ZM29 210V211H30ZM157 209H156V211H158ZM191 210V209H190ZM190 210H188V211H190ZM0 211H2V209H0ZM16 211V210H15ZM41 211H43V210H40V212ZM145 211H147V213L145 212ZM181 211V210H180ZM187 211V212H188ZM245 211V212H244ZM246 211H247V213H246ZM4 212V214H5V211H3ZM19 211L17 210L16 212H15V214L16 213H18ZM25 212V211H24ZM39 212V211H38ZM44 212H42V213H44ZM160 212V213H161ZM167 212L165 213V214H167ZM8 213V212H7ZM9 213H10V211H9ZM44 213V214H45ZM180 213V212H179ZM182 213V212H181ZM180 213V214H181ZM190 212H188V214H189ZM202 213H203V211H202ZM161 214V215H162ZM40 215H42V214H40ZM104 215H105V218L103 219V217H104ZM168 215H167V217H168ZM187 215V214H186ZM185 215V216H186ZM25 216V215H24ZM32 216V217H33ZM37 216V217H36ZM64 216H66V218L69 220L70 219V224H68V223H66L65 222V220H64ZM189 216V215H188ZM42 217V216H41ZM190 217H191V215H190ZM6 218V219H5ZM20 218V217H19ZM37 218V219H36ZM153 218V217H152ZM183 219H185L184 218V216L182 217ZM188 218V217H187ZM187 218H186V220H187ZM198 218V217H197ZM256 218V219H255ZM17 221H16V220ZM189 219V218H188ZM192 219H193V216H192ZM196 219V218H195ZM260 221V223L258 224V220ZM149 220V221H148ZM167 220H168V218H167ZM257 220V221H256ZM15 221L18 223V225H16L15 224V226H16V228L14 227V223H15ZM197 221V220H196ZM14 222V223H13ZM46 222V223H45ZM69 222V221H68ZM181 224H180V223ZM185 222V223H184ZM35 223H33V224H35ZM99 223V224H98ZM112 223H113V229L111 228V230L109 229V227H111V225H112ZM148 223V224H147ZM160 223V222H159ZM166 223V224H165ZM13 224V225H12ZM179 224V225H178ZM231 224V225H232ZM24 225V226H23ZM106 226L105 228L106 229H102L101 227L102 226ZM146 225V226H145ZM169 225V224H168ZM188 225V224H187ZM21 226H23V227H21ZM166 226V227H165ZM183 226V227H182ZM189 226V225H188ZM36 227V228H37ZM234 227V228H235ZM35 228V227H34ZM169 228V227H168ZM182 228V229H181ZM189 228V227H188ZM106 230H108L107 232H106ZM39 231V232H38ZM44 230H42V232H43ZM47 231V230H46ZM36 232H38L39 234L37 235V242H36V244L37 245H34L33 246V250H31V253H30V250L28 249V251H27V249H25L24 251L23 250H21L22 249V247H21V249L18 247V245L20 244V243H23L24 241H26V240H28L27 239V237L30 235V234H32V236L34 235V234H36ZM45 232V231H44ZM181 232V234H180V237H181V235H183L184 236V234L182 233V231H180ZM186 233H189V231L188 232H186ZM71 236H70V235ZM157 234V233H156ZM176 234H178V236H179V232L178 233H176ZM186 235V234H185ZM196 235H197V233H196V224H195V222H192V224H191V230H190V238H189V240H190V245H193L195 242H196ZM177 236V237H178ZM29 237H31V236H29ZM28 237V238H29ZM34 237V236H33ZM155 237V236H154ZM154 237H153V240H155L154 239ZM155 237V238H156ZM187 237H188V234H187ZM186 236H184V238H185V242H189V240L187 241V238ZM83 238V239H82ZM113 238V241L111 240ZM163 238H164V240H163ZM170 241L169 239H166V241ZM176 240H177V243H179L180 241H182V237H181V239H180V241L178 240V238H176ZM34 242V241H33ZM159 242H158V244H159ZM251 242H253L254 244H255V247H252V244H251ZM185 244V243H184ZM233 244H231L230 246H232ZM245 244V245H246ZM181 245H183L182 243H181ZM189 245V244H188ZM242 245V246H243ZM185 246V245H184ZM186 246H187V243H186ZM185 246V247H186ZM134 247V248H133ZM158 247V246H157ZM156 247V248H157ZM183 247V246H182ZM185 247H183V248H185ZM245 247V246H244ZM153 248H155L154 246H153ZM192 248H193V246H192ZM141 250V249H140ZM257 252H255V253H257ZM254 253V252H253ZM258 254V253H257ZM191 258H192V262L194 261V262H196L197 261V259H198V257H196V256H194V250H192L191 251ZM190 258V259H191ZM133 260H136V259H133ZM120 262V263H119ZM66 263V264H67ZM132 263V262H131ZM122 264V263H121Z\"/></svg>",
	"mask_w": 264,
	"mask_h": 264
}]
</instances>
